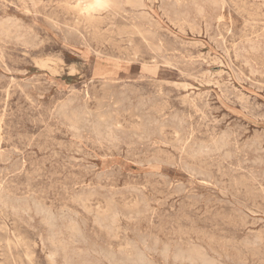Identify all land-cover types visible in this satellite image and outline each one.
Returning a JSON list of instances; mask_svg holds the SVG:
<instances>
[{"label":"rangeland","instance_id":"rangeland-1","mask_svg":"<svg viewBox=\"0 0 264 264\" xmlns=\"http://www.w3.org/2000/svg\"><path fill=\"white\" fill-rule=\"evenodd\" d=\"M109 1L110 2L108 4V6H106V8L104 7L105 10L103 8H101V9H96L93 11V9H90V8L86 9V7H89L91 0H81V2L79 0H74V1L73 0H61V1L60 0H40V1L39 0H32L34 5L32 4L31 0H29V4H28V0L27 1L26 0H0V20H1L0 22H2L4 20L3 22H5L7 25V26H5V23H3V22H2V24L0 23V29L3 28L1 31L4 30L3 32H0V33L2 34L5 32L4 33L5 35L4 34H2L3 36L0 35V54H1L0 55V88L3 89V90L0 89V139H1L0 140V163L2 164V165L0 164V191L3 189L2 193H4V194H2L0 192V194H2V197L0 195V200H1L0 201V207H2L4 205L2 208H0V218H1L0 221L2 222V223L0 222V224H1L0 225L1 226L0 227V232H1L0 233V236H1L0 237V247H2V249L0 250V254H1L0 255V257H1L0 258V264H9V263L10 264L11 263L12 264H35V262H37L36 264H46V263L49 264L48 262H52L53 264H54V262H55V264H59V263L60 264H82V262H83V264H85V263L87 264L88 263L87 261H90L91 264H99V263L100 264H108L109 261H110V264H116V263L117 264H122V263L123 264H131V261L133 264H142L144 262V260H146L145 261L146 263L144 262L145 264H155V263L156 264H166L165 262H167L168 260L169 261L167 262V264H179V263L191 264V262L193 264L196 259L197 260L195 261L194 264H196V263L203 264L205 262H206V264H212L214 262H215L214 264H224V263L225 264H231V262H232V264H264V260H263L264 259V256H263L264 255V246H263L264 245V239H263L264 238V211H263L264 210V196H263L264 195V178H263V176H264V152H263L264 151V139H263L264 138V77H263V75H264V66H263L264 65V57L263 56L264 55H262V54H264L263 53L264 52L263 51L264 50V48H263L264 38L262 39V37H264V19H263L264 18V8H263L264 4H262L263 6L260 4V3H264V0H261V1H258V0H255V1L254 0H214L213 1V0H211L212 3H210V0L209 1L205 0V2H204V0H201V1L195 0V2H194V0L193 1H190V0H180V1L179 0H156V1H154V0H152L153 2L151 0H142V1L141 0H138V1L137 0L136 1L135 0L134 1L133 0H117V1L116 0H109ZM149 1H151L152 3ZM185 1H187V2L185 3ZM216 1H217V3H216ZM44 2H46L47 4ZM135 2L138 5L140 4L139 6L141 9L138 6H136L137 4ZM110 3H112V5ZM113 3H115V4H113ZM205 3H206V5H205ZM214 3H215V6L217 7V9L215 8V6H212V5H214ZM49 4L52 6H50ZM122 4H123V6H122ZM134 4H136V5L134 6ZM183 4H185V5L183 6ZM188 4H192V5L197 4V7L199 6L198 9L200 12L198 11L196 5H193V6L191 5V7H190V5H188ZM244 4H246V5L244 6ZM65 5H67V6H65ZM125 5H127L128 7L127 6L124 7ZM141 5L143 8L141 7ZM252 5L255 8L250 10V8H253ZM45 6L47 7V10H46ZM70 6H72V7H70ZM73 6H75V8ZM84 6H85V8H84ZM132 6L136 7L137 9L136 8L133 9ZM130 7H132V8H130ZM182 7H184V8H182ZM212 7H214V8H212ZM259 7L261 10L259 9ZM30 8H32V9H30ZM108 8L109 9L111 8V10H109ZM144 8H145V10H144ZM201 8L203 10H201ZM78 9H80V10H78ZM89 9L92 11H89ZM106 9H107V11H106ZM113 9H116V10H113ZM125 9H126V11H125ZM159 9L162 11L166 10L167 15L164 14L165 11L162 13ZM211 9H213V10L211 11ZM241 9H242V11H241ZM101 10L103 13H101ZM117 10H119L121 12H119V11L117 12ZM194 10H196V11H194ZM243 10H245L246 12L248 10L249 13L247 12V14H246V12ZM258 10H259V12H258ZM96 11H98V13ZM139 11H140V14H138ZM180 11H182V13ZM215 11H217V12H215ZM239 11H241V12L239 13ZM260 11H262V12H260ZM50 12L53 14H51ZM61 12H62V14H60ZM92 12H93V14H92ZM127 12H128V14H127ZM175 12L177 13V15H176L177 17L175 16V14H176ZM47 13H48V15H46ZM66 13H68V14H66ZM76 13H77V16H80L79 18L76 16ZM105 13H110V14L114 13V15L111 14V16H109L110 14H105ZM135 13H137V14H135ZM141 13H143V16H141ZM173 13H174L173 16L176 17L175 21L171 20L174 18L172 16ZM180 13L182 14V16ZM195 13L196 14L199 13L200 15L199 14L196 15ZM251 13H252V15H251ZM69 14L72 15L73 19L71 18V16ZM95 14H97V15H95ZM132 14H134L135 16ZM168 14L171 15V17L168 16ZM201 14H202V17H201ZM208 14H209V16H208ZM241 14H242V16H241ZM82 15H84V16H82ZM103 15H104V17L106 16L108 18L107 19L105 17L107 19V21L105 18L103 19ZM116 15H117V17H116ZM136 15H137V17H136ZM65 16H67V17H65ZM96 16H97V18H96ZM128 16H130V17H128ZM166 16H168V17H166ZM178 16L180 19L178 18ZM186 16H188V17H186ZM197 16H200V19H198L199 17H197ZM246 16H247V18H246ZM7 17H8V19H7ZM133 17H136V18H133ZM141 17L142 18L144 17V19L143 20L141 19L142 21H139ZM185 17L187 18V20ZM211 17H212V19H210ZM75 18H76V20H75ZM111 18L114 20H112ZM149 18H151V19L148 20ZM188 18L190 19L189 21H191V22H188ZM201 18L203 19L202 21H201ZM249 18H251V19H249ZM257 18H259V19H257ZM5 19H7V21H5ZM61 19L65 23L67 22L66 23L67 25ZM84 19H86V20H84ZM145 19H147V20H145ZM194 19L199 20V21H195ZM209 19H210V21H209ZM8 20L10 23L8 22ZM74 20L75 21L78 20L77 21L78 23L75 22ZM247 20L251 21V22H248ZM68 21L71 25L68 23ZM131 21H133V22H131ZM143 21H145V22H143ZM150 21H152V22H150ZM176 21L179 23H177ZM12 22H15L16 24H18L17 27H14L15 23H12ZM48 22H49V25H52V26L47 25ZM173 22L176 23V25L173 24ZM180 22H182L183 24H181ZM192 22H194L196 24V26H197L196 28L191 26V25H190L191 27L188 26L189 23L192 24ZM79 23L82 24L83 27H82V25H80V26L77 25ZM152 23L154 24V28H153ZM260 23L263 25H261ZM11 24H13V25H11ZM16 24H15V26H16ZM25 24L27 25V28L30 30L29 32L32 34H30L28 32V29H26ZM60 24L61 25L65 24V25L61 26ZM75 24H76V26H75ZM85 24H87V25H85ZM139 24H140V26H139ZM195 24H194V26H195ZM248 24H249V26H248ZM23 25H24V29L21 28V27H23ZM127 25H128V27H130V29H128V27H126ZM155 25H156V27H155ZM204 25L207 28L206 31H205L206 28H204ZM18 26H20L19 27L20 29H17ZM48 26H49V28H48ZM67 26L72 28V29L68 28ZM86 26H88L89 29H88V27L86 28ZM109 26L112 29H110ZM114 26H115V28H114ZM131 26H132V28H131ZM157 26H158V28H157ZM198 26H200V27H198ZM219 26L221 29L219 28ZM256 26H258V27H256ZM61 27H62V29H60ZM137 27H140L139 28V30L141 29L140 32L144 31V29H145L144 32L146 34L140 36V34H139L140 32L138 31ZM148 27H149V29H148ZM254 27H256L258 29L254 28ZM5 28L7 30H5ZM12 28H13V30H12ZM76 28L78 29V33H77ZM126 28L128 30L132 29L133 32L128 31ZM181 28H182V30H181ZM52 29L55 32H53ZM66 29L68 32L66 31ZM115 29L117 30V32ZM188 29L192 32H190ZM227 29H230V30H227ZM17 30H18V32H17ZM118 30H119V32H118ZM120 30H123L124 32L123 31L121 32ZM125 30L128 33H126ZM147 30H149V31H147ZM199 30H201L200 31L201 33L199 32ZM211 30H212V32H210ZM214 30L216 32H214ZM224 30H225V32H224ZM15 31H16L17 35H16ZM35 31L37 33H35ZM56 31H57V33H56ZM58 31L60 32V34ZM91 31L93 32V34ZM106 31H107V33H104ZM134 31L137 33L138 37H135L137 35ZM242 31L244 32V34ZM257 31H258V33H256ZM75 32L80 36L76 35ZM144 32L141 34H144ZM196 32H198V33H196ZM227 32H230V33H227ZM6 33L7 34L10 33L8 35H11V34L14 35V37H13V35L9 36V38L10 37L11 38L7 42H6V40L9 38L6 39V36H8V35H6ZM25 33H27V34H25ZM64 33L66 36L64 35ZM71 33L73 35H71ZM115 33H118V34L120 33L122 35H120V34L117 35ZM133 33H135V35ZM154 33H156V34H154ZM129 34H131V36ZM214 34H217V35H214ZM246 34H248V35H246ZM18 35H20V36H18ZM25 35H27L26 37L30 42L32 41L31 43L35 42L34 45H32L24 37ZM29 35H30V38H29ZM86 35H89L90 37L86 36ZM133 35H134V37H132ZM147 35H148V37H147ZM150 35L152 37V40H151V37L149 38ZM152 35H154V36H152ZM155 35H157V36H155ZM169 35H170V37H169ZM235 35H237V36H235ZM242 35H243V37H242ZM142 36L146 37L147 39L143 38ZM159 36H161L162 39L164 38L166 41L164 39L162 41V39H160ZM216 36L219 40L216 38ZM1 37H2V40L5 38L4 39L5 41L4 40L2 41ZM22 37L25 38V39L23 38V41H22ZM92 37L95 38V40H92L93 39ZM154 37H157V38L155 39ZM219 37L221 38V40ZM248 37H249V39H248ZM20 38H21V40H20ZM34 38L37 40L33 41ZM128 38H130L131 40H129ZM214 38H216V40ZM242 38H243V41H241ZM75 39H77V41L79 40V42L74 41ZM119 39H121V43H120ZM11 40H14V42L19 41V43L25 42L26 44L24 43L25 44L24 46L26 48L22 46L23 43H21V45H19L16 42L15 43L12 42ZM38 40H41V41H38ZM113 40H114V43H111V42H113ZM155 40L159 43H156ZM36 41H38V42H36ZM145 41H148V42L151 41V42L148 43ZM227 41H229V42H227ZM9 42H11V43H9ZM95 42H96V45H94ZM117 42H119V43H117ZM153 42H155V43H153ZM168 42H169L170 46L167 44ZM260 42H261V44H259ZM27 43L30 45V46L28 45L29 48L27 47ZM80 43H82V44H80ZM90 43H92V44H90ZM122 43H123V45H122ZM150 43H151V45H148ZM164 43H165V45H164ZM241 43H242V45H241ZM14 44H15V46H18V47H15ZM41 44H43V45H41ZM222 44H223V46H222ZM227 44H229V45H227ZM248 44L251 47H249ZM258 44L261 45V47H259ZM76 45H77V47H76ZM89 45H90L91 49H90ZM101 45L104 46V48ZM134 45H136V46H134ZM219 45H220V47H219ZM233 45H235V46H233ZM155 46H157V48ZM158 46H159V48H161V50L158 49ZM173 46H175V47H173ZM252 46H253V48H252ZM95 47H96V49H95ZM255 47L257 50L255 49ZM121 48H122V50H121ZM127 48H130V49H127ZM131 48H134V49H132V51H131ZM251 48H252V50H251ZM25 49H27V50H25ZM28 49L29 50L32 49V50L29 51ZM92 49L94 51L96 50L95 52L98 54H96ZM116 49L117 50L119 49L118 52ZM154 49H156L155 50L156 52L154 51ZM157 49L159 51H157ZM253 49L256 50L255 53H254ZM115 51H116V53H115ZM122 51H124V52H122ZM161 51H164V53ZM168 51H172V52H168ZM93 52L95 53V55ZM101 52H102V54L104 52H107V53H105L101 56ZM130 52H132V53H130ZM139 52H141V53H139ZM235 52L238 53L239 55L236 54ZM248 52H249V54H248ZM146 53H147V55H146ZM149 53H151V54H149ZM227 53H229V54H227ZM122 54H123V56H122ZM124 54H126V55L124 56ZM127 54L130 55L129 58H127L128 57ZM140 54L143 56H141ZM241 55L243 56L244 59L242 58ZM99 56H100V58H99ZM103 56H105V57H103ZM229 57H230V59H229ZM154 58L156 60H154ZM131 59L134 61H132ZM234 59H236V60H234ZM36 60H37V62H36ZM124 60L126 62H124ZM129 60H130V62H128ZM140 60L143 63H145V65L142 64V62ZM12 61L14 63H12ZM33 61H35V62H33ZM152 61L154 62V65H153ZM245 61H248V63ZM44 62H46L48 64H45ZM49 62H51V63H49ZM39 63H40L41 67L39 66ZM43 64H44V66H43ZM249 64L251 67L249 66ZM261 64H263V65H261ZM246 65H247V67H245ZM248 66H249V68H248ZM43 68L44 69L46 68V69L44 70ZM47 68L48 69L50 68V69L48 70ZM53 69H54V71H52ZM250 69H251V71H250ZM259 71H260V73H259ZM249 72H250V75H249ZM222 73H223V75H222ZM3 78H4V80H2ZM31 80H33V82ZM38 81H39V83H42V84L44 82V84H43L44 86L42 84L38 85L37 84ZM87 81H88V84H87ZM97 81H99L100 84ZM34 82H35V84H34ZM45 82H46V84H45ZM102 82H104V83L102 84ZM91 83H92V85H90ZM31 84H33V85H31ZM16 85H18V86H16ZM24 85H25V90L23 89ZM26 85H28V86H26ZM101 85H102V87H101ZM21 86H22V88H21ZM29 86H31V88ZM34 86L37 89L33 88ZM48 86H49V88H48ZM27 87H29L30 90ZM90 87H92L93 91ZM100 87L101 88L105 87V88H103L104 91L102 89L99 90ZM108 87H110V88H108ZM114 87L116 90H118L117 93H116V90L114 89ZM124 87H125V89L130 87L129 89H127L130 91V93H129V91L125 90ZM39 88H40V90H39ZM155 88H158V89L155 90ZM161 88H163V89H161ZM176 88H178V89H176ZM184 88H186V89H184ZM10 89H12V90H10ZM119 89L120 90L122 89V90L119 91ZM131 90L134 91L135 93L132 92ZM168 90H169V92H168ZM32 91L34 93H32ZM36 91H37V94H39L38 96H36ZM39 91H41V92H39ZM102 91H103V93H102ZM141 91L144 92L145 95ZM165 91L168 92V93L166 92L168 94L167 97H166L167 94L165 93ZM93 92H94V94H93ZM131 92L134 94H131ZM41 93L43 95H41ZM136 93H138L137 94L138 96L136 95ZM18 94H20L21 97ZM95 94L98 95L97 96L98 99L96 98ZM102 94H105V95H102ZM107 94H109L110 97ZM130 94H131V96H130ZM151 94H153V95H151ZM147 95L149 96V98H150V95H151V97L154 96L156 98V100L154 97L149 99ZM27 96H28V98H25ZM39 96L44 97V98L42 99ZM80 96H82V97H80ZM143 96L144 97L146 96V97L144 98ZM157 96H159V97H157ZM29 97L31 100H28ZM35 97L39 98V100L38 99H37L38 101L35 100L36 99ZM93 97L96 99H93ZM161 97H163V98H161ZM206 97H208V99ZM22 98H24V99H22ZM100 98L101 99L103 98L102 101H100L101 100ZM153 98H154V101H153ZM183 98H185V99H183ZM18 99H19V101H18ZM68 99H70V100H68ZM159 99L160 100L162 99L161 100L162 103H159V102H161ZM173 99H176V100H173ZM33 100H35V101H33ZM106 100L110 103L106 102ZM111 100H113V101H111ZM135 100H136V102H134ZM65 101H69V102L66 103ZM70 101H72V102H70ZM117 101H118V103H117ZM163 101L166 104L165 106L163 104ZM182 101L184 102V104L183 103L181 104ZM100 102L102 103V105ZM31 103L33 104V106ZM36 103H38V104H36ZM88 103H89V105H88ZM119 103H121V104H119ZM61 104H62V106H64V108L61 107ZM57 105L59 108L58 110L56 109ZM103 105L105 107H103ZM107 105H109V106H107ZM133 105H134V107H133ZM46 106H48V107H46ZM85 106H86V109H85ZM98 106H99V108H98ZM120 106H121V108H120ZM159 106L160 107L162 106L164 109L162 107H161L162 108L161 109ZM67 107L69 109H67ZM96 107H97V109H95ZM151 107H152V109H151ZM158 107H159V109H158ZM46 108H48V109H46ZM82 108H83L84 112L81 111ZM63 109L64 110L66 109L65 111L68 112L67 113L68 117L70 116V114H73L75 112L73 114L74 116L71 115V117L68 120V117H66L67 116L66 112L63 111ZM87 109L92 110V111H89V110L87 111ZM160 109L166 113L161 112ZM53 110L54 111L57 110V111L54 112ZM117 110H119L120 112L116 113ZM143 110H145V111H143ZM166 110H168L169 112ZM100 111L103 113V115H102V113H100ZM114 111H116V112H114ZM133 111L135 114L133 113ZM175 111H176V113H175ZM181 111L182 112L185 111V112L182 113ZM51 112L52 113L54 112L55 114L58 112L59 114L54 115V114H51ZM76 112L78 115L76 114ZM90 112H92V113H90ZM20 113H21V115H20ZM89 113L92 116H90ZM157 113H158V115H156ZM172 113H174V114L172 115ZM63 114L66 116H64ZM119 114H121V117ZM130 114L132 117L130 116ZM159 114H161V115H159ZM165 114H167L166 115L167 117L165 116ZM75 115H77V116H75ZM86 115H87V117H86ZM101 115L104 117H102ZM162 115H164L165 117ZM174 115H176V116H174ZM146 116H148V118ZM64 117H65V119L67 118L66 121H65ZM95 117H96V119L94 120ZM177 117H179V118H177ZM188 117H190V118L188 119ZM43 118H45V119H43ZM53 118L55 120H53ZM60 118H61V120H60ZM76 118L78 119V121ZM98 118L100 119V121H98ZM101 118H103V119H101ZM164 118H165V120H164ZM166 118H168V119L166 120ZM88 119H90V121H91V119H92V121L93 120L94 121L90 122ZM138 119L140 121H138ZM178 119H180V120H178ZM70 120L72 121V122H70L71 124H69ZM175 120H178V121H175ZM182 120L185 122H181ZM101 121H102V123H101ZM103 121L106 122L107 124L104 123ZM124 121H125V123H124ZM55 122L57 123L58 126H56ZM86 122L89 123L90 126ZM173 122H176L177 124H175ZM219 122H220V124H219ZM221 122H222V124H221ZM118 123H119V126H118ZM120 123H122V124H120ZM129 123H130V125H129ZM183 123L185 126L183 125ZM187 123H189V124H187ZM63 125H64V127H63ZM81 125H83L84 127L83 126L81 127ZM125 125H128V127ZM154 125L155 126L157 125V126L155 127ZM175 125L176 126L178 125L179 127L177 126L178 127L177 128V127H175ZM67 126H68V128H67ZM107 126H109V128H107ZM61 127H63V128H61ZM65 127H66L67 131L65 130ZM153 127L157 128L159 131L157 129H154ZM162 127H164V128H162ZM144 128L146 130H144ZM126 129H128V130H126ZM167 129H172V130L167 131ZM178 129H179V131H178ZM185 129H186V131H185ZM229 129H231L232 131ZM110 132H112V133H110ZM115 132H117V133H115ZM184 132H186V133H184ZM233 132L235 134L231 135V134H233ZM121 133H122V135H121ZM129 133L130 134L134 133V136L130 135V136H132L133 140L131 137H129ZM227 133H230V134H227ZM100 134H102V135H100ZM110 134H113V135H110ZM117 134L118 135L120 134L121 136L119 135L120 137L118 136L117 139H115L116 138L115 136H117ZM164 134H165V136H164ZM80 135H81V137H79ZM82 135H83V138H82ZM109 135H110V137H109ZM146 135H147L148 141H146V139H147L145 137ZM151 135H153V136H151ZM167 135H169V136L167 137ZM229 135H230L229 140L230 139L231 140L226 141L227 137H229ZM71 136H72V138H70ZM85 136H87V137H85ZM100 137L102 139H100ZM107 137H109L108 140H106ZM113 137L115 140H113ZM139 137L140 138L142 137L145 140H142V138L139 139ZM149 137H152L153 139L152 138L150 139ZM210 137H211V139H210ZM73 138H75V139H73ZM89 138H91V139H89ZM92 138H94L95 140L94 139L92 140ZM119 138H121V139H119ZM187 138H188V140H187ZM81 139H82V141H81ZM83 139L85 141L87 139V142H84ZM104 139H105V141H104ZM137 139L139 141H137ZM156 139H158V140H156ZM161 139H163V141ZM179 139L183 143H181V141ZM61 140H62V143H61ZM88 140H89V142H88ZM90 140L92 141L93 145H91ZM98 140L102 141V142H100L102 144H100ZM123 140H125V141H123ZM127 140H128V142H127ZM134 140H136V142ZM167 140H168V142H167ZM217 140H218V142H217ZM257 140H259V142ZM63 141H64V143H63ZM112 141L114 142L113 144H112ZM115 141H117V142H115ZM121 141H123V142H121ZM155 141H156V143H155ZM164 141L166 142V145H165ZM232 141H233V143H231ZM69 142H70V145H68ZM106 142L109 143V146L111 149L108 147V144ZM118 142H120L121 144L120 143L118 144ZM146 142H148V143H146ZM161 142H163L164 144ZM197 142H201V143L198 144ZM225 142L229 143V144H226ZM122 143H123V145H122ZM124 143H126L128 145L127 146L128 150L126 148V145L124 146ZM185 143H187V144H185ZM209 143H211V144L209 145ZM13 144L14 145L16 144V146H14ZM18 144L21 146L19 147ZM95 144H96V147L94 146ZM117 144L119 145V147ZM131 144H132V146H131ZM136 144H137V146H136ZM148 144H149V146H148ZM157 144H159V145H157ZM160 144L163 146H161ZM178 144H179V146H178ZM180 144H181V146H180ZM203 144H206L208 148H205L206 145L202 146ZM261 144H262V146H261ZM30 145H33L32 149H30L31 148ZM55 145H57V147ZM113 145H115V147H113ZM175 146L176 147L178 146V147L176 148ZM192 146L194 148H192ZM209 146H212L213 148L212 147L210 148ZM252 146H255V147H252ZM257 146H258V148H257ZM259 146H261L262 148ZM22 147L25 149H23ZM136 147H138V148L136 149ZM146 147H147V149H145ZM203 147L205 148L206 151L203 149ZM95 148L97 151L94 150ZM100 148H102L103 150L101 151ZM107 148L109 149L110 152H107L108 151V150H106ZM115 148L117 150H119V149L120 150L122 149V150L121 151L119 150L120 151L119 152V151L115 150ZM154 148H155V150H154ZM189 148H191V149H189ZM200 148L203 150H200ZM16 149H18V150H16ZM65 149H67V150H65ZM74 149L75 150L78 149V152L81 154H79ZM179 149L181 151L183 150V152L181 153V151ZM226 149L229 151H227ZM256 149H258V151ZM13 150H14V152H13ZM162 150H163V153H161ZM214 150H215V154L213 152ZM51 151H52V154L55 151L54 154H56V155L58 154L57 155L58 158H56L57 157L56 155H55L56 157H54V154L52 155L50 153ZM125 151H126V153H124ZM145 151H146V153H145ZM187 151H189V152H187ZM201 151H203L205 154L203 155V152H201ZM259 151H260V153H259ZM70 152L73 154H71ZM154 152H156V153H154ZM191 152L194 155L193 158H191L192 154H189ZM68 153H70V154H68ZM150 153H152V154H150ZM199 153H201V154L199 155ZM211 153H212V155H210ZM126 154H128V155H126ZM153 154L154 155L158 154V155L157 156L155 155L156 157H154ZM162 154H165V155L167 154L166 155L167 157L165 155H162ZM222 154H224V156ZM3 155H4V157H3ZM10 155H11V157H10ZM159 155H161V157H159ZM179 155H181V156L179 157ZM231 155L233 156V159H232ZM14 156L16 157V159ZM24 156H26V157H24ZM134 156H135V158H134ZM146 156H147V158H146ZM6 157L11 158V159H9L10 161ZM48 157H50V158L48 159ZM138 157H140V158H138ZM141 157H142V159H141ZM17 158H19V159L17 160ZM28 158H29V160H28ZM159 158H161V159H159ZM164 158H165V161H164ZM169 158L170 159L172 158V159L167 160ZM202 158H204L205 160L204 159L202 160ZM206 158H207V160H206ZM229 158H231V159H229ZM244 158H246V159H244ZM1 159H2V161H1ZM25 159L30 161V162L24 161ZM40 159H42V160L40 161ZM69 159H70V163H68ZM143 159H145V160H143ZM197 159H198V161H197ZM37 160H38V162H37ZM45 160H46V163H45ZM47 160H48V162H47ZM138 160H139V164L141 163L140 165L137 164ZM140 160H141V162H140ZM149 160H151V161H149ZM178 160H180V162ZM145 161H146V163H145ZM156 161L159 164H157ZM192 161H194L195 163ZM251 161H252V163H250ZM6 162L8 164H6ZM59 162H61V164ZM245 162H248V163H245ZM18 163H20V165ZM22 163H23V165H22ZM204 163H206V164H204ZM49 164H52V165L49 166ZM83 164L85 166H83ZM201 164L203 165V167ZM12 165H14V166H12ZM15 165L18 166L19 168L16 167ZM61 165H63V167ZM65 165H66V167H65ZM67 165L71 166V169ZM256 165H258V166H256ZM91 166H92V168H91ZM175 166H177V167H175ZM186 166L188 167V169L186 168ZM250 166L252 167V169ZM9 167H11V168H9ZM38 167H40V168H38ZM57 167H58V169H56ZM84 167H86L87 170L88 169L89 170L87 171L86 169H84ZM183 167L185 168V170H187L189 172L185 171L183 169ZM191 167H192V169L193 168L194 169L193 170L190 169ZM3 168H5L4 169L5 171L6 170L7 171L4 172V170H2ZM20 168H21V170H20ZM42 168H46V169H42ZM72 168H74V169L72 170ZM16 169H18V171ZM25 169H27V171H25ZM84 170H86V171H84ZM116 170H118V171L120 170V171L117 172ZM217 170H219V171L217 172ZM1 171H3V172H1ZM8 171H10V172H8ZM13 171H15V172H13ZM32 171H34V172L36 171V172L34 173ZM52 171H55V172H52ZM79 171H81V172L79 173ZM197 171L199 172V174ZM24 172H26L27 174ZM47 173L48 174L52 173L54 175L51 174L50 176H47ZM75 173L77 176L75 175ZM77 173H79V174H77ZM105 173H107V174H105ZM118 173H119V176H118ZM186 173H188V174H186ZM190 173H191V175H190ZM24 174H25V176L26 175L27 176L25 177ZM55 174L56 175L59 174L58 177ZM60 174H61V176H60ZM67 174H69V175H67ZM73 174H74V176H73ZM116 174H117V176H116ZM151 174H153L154 176L157 175L156 178L153 177V175H151ZM206 174L209 177H207ZM9 175H11V176H9ZM70 175H71V177H70ZM114 175H115V177H114ZM201 175H203V176H201ZM51 176H54V177H51ZM65 176H66V178H65ZM151 176L153 177V180H152ZM159 176L165 177V178L161 179V177H159ZM196 176H198V177L196 178ZM104 177H106V178H104ZM107 177H110V178H107ZM148 177H149V179H147ZM190 177H192V179ZM199 177H201V178H199ZM39 178H40V180H39ZM101 178H104V179H101ZM166 178L169 179L168 182L171 185H169ZM67 179H69V180H67ZM90 179H91V181H90ZM220 179H222V180H220ZM252 179H254V180H252ZM256 179H258V180L260 179V180L258 181ZM97 180H98V182H97ZM106 180H107V182H106ZM208 180H210V181H208ZM111 181L112 182L117 181V182L112 183ZM155 181H157V182H155ZM202 181H203V183H202ZM260 181H262V182H260ZM50 182H51V184H50ZM55 183H56V185H55ZM97 183H99V184L97 185ZM109 183L111 185L110 187L108 185H106ZM153 183H155V185L157 184V187ZM216 183H217V185L218 184L219 185L217 186ZM159 184L161 186H159ZM166 184H168V186H166ZM234 184H236V186ZM241 184H242V186H241ZM24 185H26V186H24ZM54 185L56 187H54ZM86 185H88V186L86 187ZM153 185L155 187H153ZM162 185L164 186V188ZM182 185L184 186V188ZM100 186L102 187V189H100ZM175 186L179 189L178 194L176 191L177 188ZM25 187H26V189H25ZM122 187H124V188L122 189ZM128 187H130V189ZM131 187H132V190H131ZM169 187H170V189H168ZM187 187L190 189H188ZM88 188H89V190H88ZM94 188H95V190H94ZM125 188H128V189H125ZM174 188L176 190H173ZM110 189H112V190L114 189L115 192L111 191ZM249 189H251V191ZM77 190H78V192H77ZM86 190H88V191H86ZM101 190H102V192H101ZM107 190L111 191L112 193L110 192V194H109V192ZM118 190H120V191H118ZM123 190H126V191L123 192ZM130 190L133 191V193H131ZM184 190H186V191H184ZM32 191H33V193L31 194ZM129 191H130V193H129ZM234 191H236V192L234 193ZM39 192H40V194H39ZM80 192H81V194H80ZM82 192L85 194H82ZM96 192H97V194H96ZM135 192H137L138 196L135 194ZM160 192L163 195H160ZM102 193H103V195H102ZM116 193H119V194H117V197H116ZM125 194H127V195H125ZM143 194H145V195L142 196ZM147 194H148V196H147ZM7 195H8V197H7ZM21 195H22V197H21ZM33 195L36 197L32 198L33 199L32 200L31 196L34 197ZM54 195H55V197H54ZM73 195H77V198H79V197L81 198L82 196H84V197H82L83 199L82 200L80 199V202H79V201H77L79 199L74 201L73 197H76V196H73ZM78 195H80V196H78ZM85 195H86V198H85ZM97 195H99V196H97ZM119 195L120 196L122 195L123 199H121L122 196L120 197ZM156 195H158V196H156ZM170 195H172V197H170ZM10 196H12V197H10ZM90 196L91 197L93 196V197L91 198ZM95 196H97V198ZM190 196H192L193 198L191 197L192 199H190ZM202 196L204 199L202 198ZM53 197H54V200H53ZM70 197H71V199L73 198L72 199L73 201L70 199ZM102 197L105 199L107 197V199L108 198L109 199L108 200L104 199V201H103ZM129 197H131L132 199ZM142 197H145V198H143V199H145L144 201L142 199H139ZM146 197H148V198H146ZM186 198H188V200ZM7 199H8V201H7ZM22 199H24V200H22ZM41 199H43L44 201ZM95 199H97L98 201ZM100 199L102 200L101 206H100V202H101ZM118 199H119V202L121 201L120 203L118 202ZM127 199H128V201H123V200H127ZM194 199H198V200H194ZM200 199H202V202ZM35 200H36V203H35ZM110 200L112 202H109ZM162 200H163V202L161 203ZM3 201H4V203H1ZM140 201H141V203H140ZM5 202H7L8 204ZM27 202H29V203H27ZM37 202L39 204L40 203L41 204L38 205ZM97 202L99 205L97 204ZM122 202H123V204H122ZM124 202H126L128 205ZM156 202H158V203H156ZM205 202H208V203H205ZM222 202H223V204L225 203V205H223ZM227 202H229V203H227ZM81 203L83 205H81ZM129 203H130V205H129ZM143 203L146 204L147 207L149 205L151 207L149 206L147 208L146 205L145 206L143 205ZM160 203H161V205H160ZM25 204L27 207H25ZM28 204L29 205L31 204V206H29ZM84 204H86V205H84ZM230 204H231V206H230ZM14 205H15V208H14ZM42 205H43V207H41ZM184 205H185V207H184ZM206 205H208V206L206 207ZM16 206H18V207H16ZM22 206H24V207H22ZM36 206H37V208H36ZM48 206H50V207H48ZM62 206H64V207L62 208ZM89 206H91V208H89ZM95 206H96V209L93 208ZM20 207H21V210H18ZM29 207H31V208H29ZM81 207L83 208L82 210H81ZM33 208H34V211L32 210ZM41 208L43 209V211H41L42 210ZM101 208L103 210H101ZM104 208H105V210H104ZM146 208H147V210H146ZM38 209H40V210H38ZM50 209H51V211H50ZM54 209H55V211H54ZM66 209H67V211H64ZM84 209L87 211H84ZM151 209H153V210H151ZM116 210H119V212L118 211L116 212ZM204 210H205V213H204ZM11 211L12 212L15 211L14 214ZM22 211H23V213H22ZM26 211H27V213L25 214ZM28 211L31 213H29ZM83 211L84 212L90 211L89 213L91 215L88 213L83 214L84 213ZM94 211H97V212L94 214ZM36 212L38 214L35 215ZM121 212H122V215L124 214L123 217L121 214H119ZM15 213H17L18 215H16ZM60 213H62L64 216L61 215ZM145 213H147V214L145 215ZM20 214L23 216H20ZM30 214L33 216H31ZM75 214L78 216H76ZM113 214H115V215H113ZM136 214L139 215L137 218L135 217V216H137ZM141 214H142V216H141ZM37 215L38 216L40 215V216L37 217ZM41 215H42V217H41ZM111 215H112V217H111ZM16 216L19 218H16ZM35 216L37 218H35ZM57 216H58V218H57ZM60 216H62V217H60ZM96 216H98L101 219H99ZM116 216H118V217H116ZM229 216H230V218H229ZM67 217H69V218H67ZM104 217H107L109 219H107V218L104 219ZM115 217L117 219H119V220L116 219V221L118 222L117 224L115 221ZM20 218H22V220ZM48 218H49V220H48ZM63 218H64V222H66V223L63 222V220H62ZM66 218H67V220H66ZM82 218L83 219L85 218L84 221H86V222H84ZM96 218H98V219H96ZM227 218H229V219H227ZM86 219H88V220H86ZM106 219H107V221H106ZM141 219H142V221H141ZM261 219H262V221H261ZM37 220L39 221V223H37L38 222ZM46 220H47V223H45ZM75 220H77L76 224L73 223V222H75ZM80 220L82 222H80ZM96 220H98V221H96ZM100 220H101V223H99ZM102 220H103V222H102ZM110 220H111V223L114 221L112 223L114 226L111 225ZM155 220H157V221H155ZM20 221H21V224L19 223ZM94 221H96V223H93ZM23 223L25 225L29 223V225L26 226L27 228L25 227V225ZM69 223L71 225L72 231H70L71 230L70 225L68 226ZM91 223H92V225H91ZM102 223H103V225H107V227L105 226L103 228ZM109 223H110V225H109ZM72 224H75V225L72 226ZM136 224H139V225H136ZM46 225H48L50 228L47 227ZM76 225H77L78 229H76V227H74ZM100 225H102V226H100ZM36 226L37 227L39 226L38 229ZM40 226H41V228H40ZM6 227H7V229H6ZM9 227H11V228H9ZM28 227H32V228L29 229ZM42 227H43V229H42ZM66 227H68L67 228L68 230L65 229ZM90 227H92L91 231L89 229ZM96 227H99V228H96ZM115 227H117V228H115ZM253 227H255V228H253ZM12 228L14 230L15 229L16 230L14 231ZM74 228L77 231L73 230ZM109 228L112 230H110ZM58 229L60 230L61 233L58 231ZM100 229H102V230H100ZM22 230H24V231H22ZM34 230H35V232H34ZM52 230H55V231H52ZM124 230L127 232H125ZM73 231H76V232H73ZM111 231H112V234H109V232L111 233ZM123 231L125 233H123ZM77 232H79V234ZM89 232H91V233H89ZM98 232H99V234H98ZM181 232H183V233L181 234ZM251 232H254V233L252 234ZM257 232H258V234H257ZM12 233H13V236H12ZM53 233H56V234L60 233V234L56 235ZM74 233H77V234L74 235ZM130 233H133L134 235H132ZM137 233L139 234V237H137L135 235ZM148 233H149V235H148ZM247 233H248V235H246ZM37 234H38L37 237L39 239L36 237ZM40 234L42 235V238H40L41 237ZM71 234L74 236H72ZM249 234L251 235V237H249L250 236ZM260 234H261V236H260ZM48 235H49V238L47 237ZM79 235H81V236H79ZM93 235H95V236H93ZM173 235H174V237H172ZM255 235H256V237L260 236L259 238H261V239H259L258 237H257L258 239L255 238ZM91 236L94 238H92ZM101 236L103 237V241H102V239L100 240ZM113 236L114 237L116 236L115 239H113ZM133 236L134 237L136 236V238H133ZM142 236H146L148 238H146V237L143 238ZM167 236H168V238H167ZM183 236H184V238H183ZM187 236H188V239H187ZM50 237H51V239H53V242H55L57 240L59 242L57 241L54 244L53 243L51 244ZM66 237L68 239L69 238L70 239L68 240ZM97 237H99V238H97ZM122 237H124V239L126 238L125 242L122 240L123 239ZM25 238H27V239H25ZM78 238H79V240H78ZM104 238H106V239H104ZM107 238H109V239L107 240ZM152 238H154L155 242H154V240H152ZM18 239H20L21 241ZM41 239H43V240H41ZM44 239H45V242L48 244H46L44 242ZM133 239H134V241H133ZM150 239L153 241L154 244L156 243L155 244L156 246L155 245L153 246V243L151 242ZM206 239L208 240V242L205 241ZM241 239H243V240H241ZM27 240H28V242H27ZM75 240H76V242H75ZM112 240H115V242ZM142 240H143V242H142ZM209 240H210V242H209ZM245 240L246 241L248 240V242H247L248 245H247ZM258 240H260V241H258ZM261 240L263 243L261 242ZM49 241H50V243H49ZM5 242H6V244L4 246L3 244ZM19 242H20V244H19ZM42 242H43V244H42ZM63 242H65V243H63ZM86 242L91 244V245H94L96 247L94 248V246H91L89 244H85ZM104 242H105V244H104ZM127 242H130V243H127ZM56 243H59V244H56ZM115 243L118 245H116ZM122 243H125V244H122ZM244 243H245V245H244ZM55 244L58 246H56ZM130 244H132V246H130ZM146 244H147V246H146ZM255 244L257 246H255ZM24 245H27V246H24ZM28 245H30L31 248ZM44 245H46V246H44ZM142 245H143V247H142ZM250 245H252L253 248ZM99 246H101L100 248H102V249L104 248L105 250L98 248ZM127 246L130 248L128 249ZM139 246H140V248H139ZM162 246L164 248L167 246L166 248H170V249H166V248H165L166 250L161 249ZM260 246L261 247L263 246V247L261 248ZM33 247L36 249H33ZM41 247H44V248H41ZM62 247H64L65 249H63ZM124 247H126V248H124ZM132 247L134 248L133 250H135L136 252H134L132 250ZM141 247H142V249H141ZM145 247H149L146 249L149 250L150 252L147 251L145 249ZM150 247H151V249H150ZM153 247H155L154 250L152 249ZM51 248L54 251H52ZM92 248H94V249H92ZM114 248H116V250ZM202 248H204V249H202ZM259 248H261L263 251ZM87 249L89 251L91 249V252L90 253L88 252L89 253L88 255L86 252ZM140 249L143 252L146 251L145 254L141 253ZM176 249H178V250H176ZM27 250H29V251L27 252ZM58 250H59V252H58ZM108 250L110 252H107ZM119 250H121V251L123 250V251L121 252ZM161 250H162V252H161ZM175 250L178 251V253L180 251V253H179L180 258H179L178 254L174 253V252H176ZM202 250H204V251L202 252ZM30 251H32L33 253ZM55 251H56V253H55ZM166 251H168V252H166ZM192 251L193 252L195 251L194 252L195 254H196V252H198L196 254L197 257L193 253H192V257L189 256V255H191ZM237 251H239V252L236 253ZM26 252H27V254H29L28 256H26L27 255ZM45 252H46V256H45ZM57 252H58V257L56 256ZM60 252H61V254H60ZM155 252H156V254H155ZM262 252H263V254H262ZM50 253H52V254H50ZM68 253H70V254H68ZM82 253H84V256L82 255ZM109 253H111L112 255H109ZM150 253H152V254H150ZM163 253H165V254L163 255ZM203 253H204V255H203L204 257L202 256ZM33 254H34V256H33ZM48 254L53 255L54 258H53V256H50V255L47 256ZM94 254H97V255L101 254V256L99 255L96 257V255H94ZM120 254H121V256H118ZM153 254L155 256H153ZM67 255H68V257L71 256V258H68ZM74 255H76V256H74ZM113 255H114V257H113ZM159 255L160 256L163 255V256L160 257ZM176 255L178 257H176ZM198 255H199V257H198ZM103 256L105 257V259H103L104 258ZM165 256L167 257V259H165ZM205 256H207L209 260ZM218 256L220 257V259H218ZM98 257H100V258H98ZM108 257H111V260ZM139 257H141V258L139 259ZM171 257H172V259H171ZM185 257H187V259ZM188 257H189V259H188ZM200 257L203 259H201ZM243 257H245V258H243ZM46 258L47 259L51 258V260H53V261H54V259L55 260L57 259V260L53 262L50 259H49L50 261L47 260ZM93 258H94V260H93ZM113 258L115 260H113ZM125 258H126V260H124ZM132 258H134L135 261H134V259L132 260ZM163 258H164L165 262L162 261ZM68 259H69V261L67 262ZM78 259L80 261H78ZM128 259H130L131 261L130 260H129L130 262L127 261ZM142 259H144V260H142ZM179 259H181V260H179ZM184 259H185V261H184ZM5 260H6V262H4ZM95 260H96V262H95ZM118 260H119V262H118ZM171 260L174 262H172ZM186 260H189V261H186ZM27 261H29V262H27ZM141 261H142V263H141ZM201 261L203 263H201ZM208 262H210V263H208ZM52 263H50V264H52Z\"/></svg>","mask_w":264,"mask_h":264},{"label":"bare ground","instance_id":"bare-ground-1","mask_svg":"<svg viewBox=\"0 0 264 264\" xmlns=\"http://www.w3.org/2000/svg\"><path fill=\"white\" fill-rule=\"evenodd\" d=\"M26 1H27V0H26ZM39 1H40V0H39ZM60 1H61V0H60ZM73 1H74V0H73ZM79 1L81 2V0H79ZM116 1H117V0H116ZM133 1H134V0H133ZM135 1H136V0H135ZM137 1H138V0H137ZM141 1H142V0H141ZM151 1H152V0H151ZM151 1H149V2H151ZM154 1H156V0H154ZM179 1H180V0H179ZM190 1H193V0H190ZM200 1H201V0H200ZM207 1H209V0H207ZM213 1H214V0H213ZM254 1H255V0H254ZM258 1H261V0H258ZM31 2H32V0H31ZM49 2H50V1H49ZM67 2H68V1H67ZM69 2H70V1H69ZM71 2H72V1H71ZM109 2H110L109 0H91L90 5L88 4L89 7H86V9H87V8H90V9H93V11H94V10H96V9H101V8H103V9L105 10V8H106V6H108ZM125 2H126V1H125ZM139 2H140V1H139ZM152 2H153V1H152ZM152 2H151V3H152ZM168 2H169V1H168ZM186 2H187V1H185V3H186ZM188 2H189V1H188ZM194 2H195V0H194ZM197 2H198V1H197ZM204 2H205V0H204ZM245 2H246V1H245ZM44 3H46V2H44ZM55 3H56V2H55ZM65 3H66V2H65ZM77 3H78V2H77ZM135 3H136V2H135ZM180 3H181V2H180ZM210 3H212L211 0H210ZM216 3H217V1H216ZM28 4H29V0H28ZM32 4H33V2H32ZM46 4H47V3H46ZM46 4H45V5H46ZM50 4H51V3H50ZM50 4H49V5H50ZM52 4H53V3H52ZM82 4H83V3H82ZM84 4H85V3H84ZM110 4L112 5V3H110ZM113 4H115V3H113ZM125 4H126V3H125ZM132 4H133V3H132ZM136 4H137V3H136ZM136 4H134V6H135ZM235 4H236V3H235ZM260 4L262 5V4H264V3H260ZM260 4H259V5H260ZM33 5H34V4H33ZM76 5H77V4H76ZM80 5H81V4H80ZM120 5H121V4H120ZM139 5H140V4H139ZM139 5L137 4L136 6H138V7L140 8ZM184 5H185V4H183V6H184ZM188 5H190V7H191L192 4H188ZM188 5H187V6H188ZM193 5H196V7H197V4H193ZM193 5H192V6H193ZM205 5H206V3H205ZM218 5H219V4H218ZM218 5H217V6H218ZM245 5H246V4H244V6H245ZM31 6H32V5H31ZM31 6H30V7H31ZM50 6H52V5H50ZM65 6H67V5H65ZM77 6H78V5H77ZM109 6H110V5H109ZM114 6H115V5H114ZM122 6H123V4H122ZM126 6H127V5H125L124 7H126ZM130 6H131V5H130ZM150 6H151V5H150ZM208 6H209V5H208ZM210 6H211V5H210ZM212 6H215V3H214V5H212ZM234 6H235V5H234ZM237 6H238V5H237ZM239 6H240V5H239ZM241 6H242V5H241ZM248 6H249V5H248ZM252 6H253V5H252ZM262 6H263V5H262ZM55 7H56V6H55ZM70 7H72V6H70ZM73 7L75 8V6H73ZM79 7H80V6H79ZM104 7H105V8H104ZM115 7H116V6H115ZM127 7H128V6H127ZM132 7H133V6H132ZM132 7H130V8H132ZM141 7H142V5H141ZM196 7H195V8H196ZM45 8H46V10H47V7H46V6H45ZM48 8H49V7H48ZM84 8H85V6H84ZM84 8H83V9H84ZM112 8H113V7H112ZM121 8H122V7H121ZM134 8H136V7H133V9H134ZM142 8H143V7H142ZM165 8H166V7H165ZM182 8H184V7H182ZM185 8H186V7H185ZM192 8H193V7H192ZM198 8H199V6L197 7V9H198ZM212 8H214V7H212ZM215 8L217 9L216 6H215ZM248 8H249V7H248ZM248 8H247V9H248ZM254 8H255V7L253 6V8H250V10H252V9H254ZM263 8H264V6H263ZM30 9H32V8H30ZM54 9H55V8H54ZM65 9H66V8H65ZM76 9H77V8H76ZM90 9H89V11H92V10H90ZM108 9H109V8H108ZM133 9H132V10H133ZM136 9H137V8H136ZM140 9H141V8H140ZM161 9H162V8H161ZM167 9H168V8H167ZM197 9H196V10H197ZM219 9H220V8H219ZM242 9H243V8H242ZM242 9H241V11H242ZM259 9H260V7H259ZM33 10H34V9H33ZM60 10H61V9H60ZM68 10H69V9H68ZM71 10H72V9H71ZM78 10H80V9H78ZM109 10H111V8H110ZM113 10H116V9H113ZM119 10H120V9H119ZM119 10H117V12H118ZM121 10H122V9H121ZM132 10H131V11H132ZM138 10H139V9H138ZM138 10H137V11H138ZM144 10H145V8H144ZM159 10H160V9H159ZM172 10H173V9H172ZM186 10H187V9H186ZM196 10H194V11H196ZM201 10H203V9L201 8ZM209 10H210V9H209ZM212 10H213V9H211V11H212ZM214 10H215V9H214ZM239 10H240V9H239ZM260 10H261V9H260ZM53 11H54V10H53ZM87 11H88V10H87ZM106 11H107V9H106ZM125 11H126V9H125ZM135 11H136V10H135ZM140 11H141V10H140ZM140 11L138 12V14H140ZM160 11H161L162 13L165 11L164 14H166V10H164V11L160 10ZM174 11H175V10H174ZM174 11H173V12H174ZM198 11H199V9H198ZM237 11H238V10H237ZM241 11H239V13H240ZM243 11H245V10H243ZM54 12H55V11H54ZM57 12H58V11H57ZM69 12H70V11H69ZM96 12L98 13V11H96ZM119 12H121V11H119ZM180 12L182 13V11H180ZM184 12H185V11H184ZM186 12H187V11H186ZM199 12H200V11H199ZM201 12H202V11H201ZM215 12H217V11H215ZM245 12H246V11H245ZM247 12H248V10H247ZM247 12H246V14H247ZM258 12H259V10H258ZM260 12H262V11H260ZM50 13H51V12H50ZM71 13H72V12H71ZM82 13H83V12H82ZM101 13H103L102 10H101ZM132 13H133V12H132ZM168 13H169V12H168ZM175 13H176V12H175ZM181 13H180V14H181ZM205 13H206V12H205ZM210 13H211V12H210ZM242 13H243V12H242ZM248 13H249V12H248ZM44 14H45V13H44ZM51 14H53V13H51ZM51 14H50V15H51ZM55 14H56V13H55ZM60 14H62V12H61ZM64 14H65V13H64ZM66 14H68V13H66ZM78 14H79V13H78ZM92 14H93V12H92ZM105 14H110V13H105ZM105 14H104V15H105ZM111 14H112V13H111ZM111 14H110L109 16H111ZM122 14H123V13H122ZM127 14H128V12H127ZM129 14H130V13H129ZM135 14H137V13H135ZM184 14H185V13H184ZM184 14H183V15H184ZM191 14H192V13H191ZM195 14H196V13H195ZM197 14H199V13H197ZM197 14H196V15H197ZM202 14H203V13H202ZM202 14H201V17H202ZM29 15H30V14H29ZM46 15H48V13H47ZM69 15H70V14H69ZM79 15H80V14H79ZM95 15H97V14H95ZM99 15H100V14H99ZM104 15H103V19L106 17V16L104 17ZM112 15H114V13H113ZM132 15H134V14H132ZM147 15H148V14H147ZM166 15H167V14H166ZM173 15H174V13L172 14V16H173ZM176 15H177V13L175 14V16H176ZM187 15H188V14H187ZM199 15H200V14H199ZM212 15H213V14H212ZM248 15H249V14H248ZM251 15H252V13H251ZM52 16H53V15H52ZM54 16H55V15H54ZM61 16H62V15H61ZM70 16H71V18L73 19L72 15H70ZM70 16H69V17H70ZM74 16H75V15H74ZM76 16H77V13H76ZM82 16H84V15H82ZM109 16H108V17H109ZM134 16H135V15H134ZM141 16H143V13H141ZM168 16L171 17V15H169V14H168ZM168 16H166V17H168ZM175 16H173L174 18L171 19V20L175 21V20H176V17H177V16H176V17H175ZM181 16H182V14H181ZM193 16H194V15H193ZM208 16H209V14H208ZM241 16H242V14H241ZM256 16H257V15H256ZM259 16H260V15H259ZM11 17H12V16H11ZM33 17H34V16H33ZM63 17H64V16H63ZM65 17H67V16H65ZM77 17L79 18L80 16H77ZM86 17H87V16H86ZM114 17H115V16H114ZM116 17H117V15H116ZM125 17H126V16H125ZM128 17H130V16H128ZM131 17H132V16H131ZM136 17H137V15H136ZM136 17H133V18H136ZM139 17H140V16H139ZM148 17H149V16H148ZM183 17H184V16H183ZM186 17H188V16H186ZM186 17H185V18H186ZM197 17H199L198 19H200V16H197ZM197 17H196V18H197ZM214 17H215V16H214ZM254 17H255V16H254ZM257 17H258V16H257ZM12 18H13V17H12ZM45 18H46V17H45ZM90 18H91V17H90ZM90 18H89V19H90ZM93 18H94V17H93ZM96 18H97V16H96ZM106 18H107V17H106ZM106 18H105V19H106ZM112 18H113V17H112ZM112 18H111V19H112ZM178 18H179V16H178ZM178 18H177V19H178ZM192 18H193V17H192ZM194 18H195V17H194ZM204 18H205V17H204ZM246 18H247V16H246ZM252 18H253V17H252ZM261 18H262V17H261ZM7 19H8V17H7ZM7 19H5V21H7ZM33 19H34V18H33ZM48 19H49V18H48ZM69 19H70V18H69ZM99 19H100V18H99ZM107 19H108V18H107ZM107 19H106V21H107ZM138 19H139V18H138ZM141 19L143 20L144 17H143V18L141 17L139 21H142ZM150 19H151V18H149L148 20H150ZM165 19H166V18H165ZM167 19H168V18H167ZM179 19H180V18H179ZM181 19H182V18H181ZM210 19H212V17H211ZM210 19H209V21H210ZM249 19H251V18H249ZM254 19H255V18H254ZM257 19H259V18H257ZM263 19H264V18H263ZM46 20H47V19H46ZM49 20H50V19H49ZM61 20H62V19H61ZM75 20H76V18H75ZM75 20H74V21H75ZM79 20H80V19H79ZM84 20H86V19H84ZM87 20H88V19H87ZM90 20H91V19H90ZM109 20H110V19H109ZM112 20H114V19H112ZM145 20H147V19H145ZM168 20H169V19H168ZM186 20H187V18H186ZM189 20H190V19L188 18V22H191V21H189ZM194 20H195V19H194ZM194 20H193V21H194ZM202 20H203V19L201 18V21H202ZM0 21H1V20H0ZM3 21H4V20H3ZM3 21H2V22H3ZM10 21H11V20H10ZM12 21H13V20H12ZM16 21H17V20H16ZM62 21H63V20H62ZM66 21H67V20H66ZM70 21H71V20H70ZM77 21H78V20H77ZM77 21H75V22H77ZM80 21H81V20H80ZM133 21H134V20H133ZM133 21H131V22H133ZM177 21H178V20H177ZM177 21H176V22H177ZM195 21H199V20H195ZM213 21H214V20H213ZM217 21H218V20H217ZM247 21H248V20H247ZM256 21H257V20H256ZM2 22H0V23L2 24ZM8 22H9V20H8ZM54 22H55V21H54ZM63 22H64V21H63ZM63 22H62V23H63ZM75 22H74V23H75ZM109 22H110V21H109ZM136 22H137V21H136ZM143 22H145V21H143ZM143 22H142V23H143ZM150 22H152V21H150ZM169 22H170V21H169ZM183 22H184V21H183ZM186 22H187V21H186ZM205 22H206V21H205ZM248 22H251V21H248ZM248 22H247V23H248ZM252 22H253V21H252ZM3 23H5V22H3ZM9 23H10V22H9ZM12 23H15V22H12ZM17 23H18V22H17ZM21 23H22V22H21ZM56 23H57V22H56ZM64 23H65V22H64ZM66 23H67V22H66ZM66 23H65V24H66ZM68 23H69V21H68ZM77 23H78V22H77ZM80 23H81V22H80ZM80 23L77 24V25H79V26L82 25V24H80ZM86 23H87V22H86ZM100 23H101V22H100ZM102 23H103V22H102ZM134 23H135V22H134ZM177 23H179V22H177ZM180 23L183 24L182 22H180ZM193 23H194V22H192V24H193ZM197 23H198V22H197ZM217 23H218V22H217ZM255 23H256V22H255ZM15 24H16V23H15ZM15 24H14V27H17L18 24H16V26H15ZM23 24H24V23H23ZM65 24H64V25H65ZM69 24H70V23H69ZM83 24H84V23H83ZM143 24H144V23H143ZM150 24H151V23H150ZM168 24H169V23H168ZM173 24L176 25V23H174V22H173ZM186 24H187V23H186ZM192 24L189 23L188 26L191 25V26H193V27H195V28L197 27L195 23H194L195 26H194V24H193V25H192ZM198 24H199V23H198ZM200 24H201V23H200ZM260 24H261V23H260ZM11 25H13V24H11ZM25 25H26V24H25ZM47 25H49V22H48ZM60 25H61V24H60ZM64 25L62 24L61 26H64ZM66 25H67V24H66ZM70 25H71V24H70ZM85 25H87V24H85ZM88 25H89V24H88ZM148 25H149V24H148ZM148 25H147V26H148ZM152 25H153V28H154V24H153V23H152ZM171 25H172V24H171ZM178 25H179V24H178ZM209 25H210V24H209ZM246 25H247V24H246ZM261 25H263V24H261ZM5 26H7L6 23H5ZM49 26H52V25H49ZM49 26H48V28H49ZM72 26H73V25H72ZM72 26H71V27H72ZM75 26H76V24H75ZM91 26H92V25H91ZM105 26H106V25H105ZM105 26H104V27H105ZM116 26H117V25H116ZM136 26H137V25H136ZM139 26H140V24H139ZM191 26H190V27H191ZM207 26H208V25H207ZM248 26H249V24H248ZM11 27H12V26H11ZM14 27H13V28H14ZM19 27H20V26H18L17 29H20ZM28 27H29V26H28ZM67 27H68V26H67ZM82 27H83V25H82ZM87 27H88V26H86V28H87ZM92 27H93V26H92ZM92 27H91V28H92ZM109 27H110V26H109ZM126 27H128V25H127ZM149 27H150V26H149ZM149 27H148V29H149ZM155 27H156V25H155ZM180 27H181V26H180ZM198 27H200V26H198ZM221 27H222V26H221ZM256 27H258V26H256ZM256 27H254V28H256ZM6 28H7V27H6ZM6 28H5V30H7ZM13 28H12V30H13ZM21 28L24 29V25H23V27H21ZM52 28H53V27H52ZM68 28H70V27H68ZM77 28H78V27H77ZM77 28H76V29H77ZM114 28H115V26H114ZM117 28H118V27H117ZM131 28H132V26H131ZM135 28H136V27H135ZM137 28H138V31L140 32V30H141V29L139 30L140 27H137ZM142 28H143V27H142ZM145 28H146V27H145ZM157 28H158V26H157ZM176 28H177V27H176ZM182 28H183V27H182ZM182 28H181V30H182ZM204 28H206L205 25H204ZM216 28H217V27H216ZM219 28H220V26H219ZM252 28H253V27H252ZM252 28H251V29H252ZM2 29H3V28H2ZM2 29H0V32H3V31H4V30L1 31ZM9 29H10V28H9ZM9 29H8V30H9ZM23 29H22V30H23ZM26 29H28V28H27V25H26ZM50 29H51V28H50ZM60 29H62V27H61ZM64 29H65V28H64ZM70 29H72V28H70ZM76 29H75V30H76ZM88 29H89V27H88ZM107 29H108V28H107ZM110 29H112V28L110 27ZM121 29H122V28H121ZM126 29H127V28H126ZM128 29H130V27H128ZM128 29H127V30H128ZM210 29H211V28H210ZM213 29H214V28H213ZM220 29H221V28H220ZM256 29H258V28H256ZM68 30H69V29H68ZM115 30H116V29H115ZM123 30H124V29H123ZM123 30H120V31L122 32ZM142 30H143V29H142ZM179 30H180V29H179ZM188 30H189V29H188ZM206 30H207V28L205 29V31H206ZM216 30H217V29H216ZM227 30H230V29H227ZM244 30H245V29H244ZM249 30H250V29H249ZM29 31H30V30L28 29V32H29ZM31 31H32V30H31ZM52 31H53V29H52ZM66 31H67V29H66ZM87 31H88V30H87ZM87 31H86V32H87ZM104 31H105V30H104ZM128 31H132V29H131V30H128ZM144 31H145V29H144ZM144 31H142V32L139 33L140 36L146 34ZM147 31H149V30H147ZM156 31H157V30H156ZM189 31H190V30H189ZM195 31H196V30H195ZM200 31H201V30H199V32H200ZM203 31H204V30H203ZM205 31H204V32H205ZM262 31H263V30H262ZM9 32H10V31H9ZM17 32H18V30H17ZM19 32H20V31H19ZM21 32H22V31H21ZM53 32H55V31H53ZM58 32H59V31H58ZM67 32H68V31H67ZM69 32H70V31H69ZM91 32H92V31H91ZM116 32H117V30H116ZM118 32H119V30H118ZM123 32H124V31H123ZM125 32H126V30H125ZM132 32H133V31H132ZM134 32H135V31H134ZM143 32H144V34H141V33H143ZM150 32H151V31H150ZM153 32H154V31H153ZM183 32H184V31H183ZM190 32H192V31H190ZM210 32H212V30H211ZM214 32H216V31L214 30ZM224 32H225V30H224ZM224 32H223V33H224ZM242 32H243V31H242ZM250 32H251V31H250ZM260 32H261V31H260ZM4 33H5V32H4ZM4 33H2V34H4ZM15 33H16V31H15ZM29 33H30V32H29ZM33 33H34V32H33ZM35 33H37V32L35 31ZM56 33H57V31H56ZM75 33H76V32H75ZM77 33H78V29H77ZM77 33H76V35H78ZM104 33H107V31L104 32ZM108 33H109V32H108ZM112 33H113V32H112ZM126 33H128V32H126ZM135 33H136V32H135ZM135 33H133V34L135 35ZM196 33H198V32H196ZM200 33H201V32H200ZM206 33H207V32H206ZM227 33H230V32H227ZM245 33H246V32H245ZM248 33H249V32H248ZM254 33H255V32H254ZM256 33H258V31H257ZM2 34L0 33L1 36H3ZM8 34H10V33H8ZM8 34L6 33V35H8ZM18 34H19V33H18ZM23 34H24V33H23ZM25 34H27V33H25ZM30 34H32V33H30ZM59 34H60V32H59ZM89 34H90V33H89ZM92 34H93V32H92ZM92 34H91V35H92ZM115 34L119 35L120 33H119V34H118V33H115ZM152 34H153V33H152ZM154 34H156V33H154ZM183 34H184V33H183ZM185 34H186V33H185ZM243 34H244V32H243ZM251 34H252V33H251ZM4 35H5V34H4ZM11 35H13V34H11ZM11 35L6 36V39L9 38V36H11ZM16 35H17V33H16ZM21 35H22V34H21ZM35 35H36V34H35ZM37 35H38V34H37ZM64 35H65V33H64ZM71 35H73V34L71 33ZM74 35H75V34H74ZM120 35H122V34H120ZM123 35H124V34H123ZM129 35L131 36V34H129ZM134 35H133L132 37H134ZM136 35H137V33H136ZM199 35H200V34H199ZM214 35H217V34H214ZM240 35H241V34H240ZM246 35H248V34H246ZM257 35H258V34H257ZM18 36H20V35H18ZM22 36H23V35H22ZM26 36H27V35H25L24 37L27 39ZM31 36H32V35H31ZM33 36H34V35H33ZM65 36H66V35H65ZM78 36H80V35H78ZM86 36H89V35H86ZM92 36H93V35H92ZM115 36H116V35H115ZM130 36H129V37H130ZM152 36H154V35H152ZM155 36H157V35H155ZM235 36H237V35H235ZM244 36H245V35H244ZM253 36H254V35H253ZM255 36H256V35H255ZM262 36H263V35H262ZM262 36H261V37H262ZM13 37H14V35H13ZM16 37H17V36H16ZM16 37H15V38H16ZM24 37H22V41H23V38H24ZM37 37H38V36H37ZM63 37H64V36H63ZM74 37H75V36H74ZM76 37H77V36H76ZM89 37H90V36H89ZM110 37H111V36H110ZM135 37H138V35L135 36ZM142 37H143V36H142ZM147 37H148V35H147ZM150 37H151V35L149 36V38H150ZM159 37H160V39H162L161 36H159ZM169 37H170V35H169ZM242 37H243V35H242ZM10 38H11V37H10ZM10 38L7 39L6 42H7L8 40H10ZM25 38H24V39H25ZM29 38H30V35H29ZM79 38H80V37H79ZM79 38H78V39H79ZM92 38H93V37H92ZM92 38H91V39H92ZM117 38H118V37H117ZM123 38H124V37H123ZM130 38H131V37H130ZM130 38H128V39L131 40ZM139 38H140V37H139ZM143 38L147 39L146 37H143ZM154 38L156 39L157 37H154ZM154 38H153V39H154ZM204 38H205V37H204ZM216 38H217V36H216ZM216 38H214V39L216 40ZM219 38H220V37H219ZM225 38H226V37H225ZM232 38H233V37H232ZM237 38H238V37H237ZM253 38H254V37H253ZM263 38H264V37H262V39H263ZM4 39H5V38H4ZM4 39H3V40H4ZM12 39H13V38H12ZM39 39H40V38H39ZM65 39H66V38H65ZM69 39H70V38H69ZM88 39H89V38H88ZM105 39H106V38H105ZM125 39H126V38H125ZM145 39H144V40H145ZM163 39H164V38H163ZM163 39H162V41H163ZM217 39H218V38H217ZM246 39H247V38H246ZM246 39H245V40H246ZM248 39H249V37H248ZM250 39H251V38H250ZM1 40H2V37H1ZM3 40H2V41H3ZM14 40H15V39H14ZM14 40H11V41L14 42ZM20 40H21V38H20ZM27 40H28V39H27ZM27 40H26V41H27ZM35 40H37V39L34 38L33 41H35ZM83 40H84V39H83ZM92 40H95V38H93ZM92 40H91V41H92ZM144 40H143V41H144ZM151 40H152V37H151ZM164 40H165V39H164ZM218 40H219V39H218ZM220 40H221V38H220ZM230 40H231V39H230ZM256 40H257V39H256ZM4 41H5V40H4ZM28 41H29V40H28ZM38 41H41V40H38ZM38 41H36V42H38ZM62 41H63V40H62ZM65 41H66V40H65ZM74 41H77V39H75ZM74 41H73V42H74ZM87 41H88V40H87ZM99 41H100V40H99ZM119 41H120V43H121V39H119ZM155 41H156V40H155ZM165 41H166V40H165ZM241 41H243V38L241 39ZM15 42H16L17 44H19V45H21V43H23V42H21V41H20L21 43H19V41H18V42L15 41ZM15 42H14V43H15ZM29 42H30V41H29ZM31 42H32V41H31ZM31 42H30V43H31ZM77 42H79V40H78ZM108 42H109V41H108ZM129 42H130V41H129ZM129 42H128V43H129ZM145 42H148V41H145ZM149 42H151V41H149ZM149 42H148V43H149ZM182 42H183V41H182ZM227 42H229V41H227ZM239 42H240V41H239ZM245 42H246V41H245ZM249 42H250V41H249ZM254 42H255V41H254ZM254 42H253V43H254ZM4 43H5V42H4ZM9 43H11V42H9ZM24 43H25V42H24ZM24 43H23V45H22L23 47H25L24 45L26 44V43H25V44H24ZM34 43H35V42H33V43H31V44L34 45ZM39 43H40V42H39ZM66 43H67V42H66ZM88 43H89V42H88ZM92 43H93V42H92ZM92 43H90V44H92ZM105 43H106V42H105ZM111 43H114V40H113V42H111ZM117 43H119V42H117ZM153 43H155V42H153ZM156 43H159V42L156 41ZM234 43H235V42H234ZM234 43H233V44H234ZM246 43H247V42H246ZM250 43H251V42H250ZM5 44H6V43H5ZM70 44H71V43H70ZM80 44H82V43H80ZM83 44H84V43H83ZM115 44H116V43H115ZM167 44L169 45V42H168ZM170 44H171V43H170ZM217 44H218V43H217ZM229 44H230V43H229ZM229 44H227V45H229ZM236 44H237V43H236ZM236 44H235V45H236ZM259 44H261V42H260ZM259 44H258V45H259ZM8 45H9V44H8ZM28 45H29V44L27 43V47H28ZM32 45H31V46H32ZM41 45H43V44H41ZM77 45H78V44H77ZM77 45H76V47H77ZM94 45H96V42H95ZM106 45H107V44H106ZM112 45H113V44H112ZM122 45H123V43H122ZM127 45H128V44H127ZM148 45H151V43L148 44ZM164 45H165V43H164ZM212 45H213V44H212ZM230 45H231V44H230ZM235 45H233V46H235ZM238 45H239V44H238ZM241 45H242V43H241ZM248 45H249V44H248ZM254 45H255V44H254ZM254 45H253V46H254ZM4 46H5V45H4ZM14 46H15V44H14ZM29 46H30V45H29ZM39 46H40V45H39ZM81 46H82V45H81ZM86 46H87V45H86ZM97 46H98V45H97ZM101 46H102V45H101ZM109 46H110V45H109ZM134 46H136V45H134ZM169 46H170V45H169ZM177 46H178V45H177ZM222 46H223V44H222ZM246 46H247V45H246ZM253 46H252V48H253ZM15 47H18V46H15ZM15 47H14V48H15ZM84 47H85V46H84ZM89 47H90V45H89ZM89 47H88V48H89ZM102 47L104 48V46H102ZM155 47L157 48V46H155ZM173 47H175V46H173ZM173 47H172V48H173ZM219 47H220V45H219ZM237 47H238V46H237ZM249 47H251V46L249 45ZM259 47H261V45H259ZM25 48H26V47H25ZM28 48H29V47H28ZM33 48H34V47H33ZM35 48H36V47H35ZM113 48H114V47H113ZM123 48H124V47H123ZM137 48H138V47H137ZM153 48H154V47H153ZM165 48H166V47H165ZM252 48H251V50H252ZM263 48H264V45H263ZM90 49H91V47H90ZM95 49H96V47H95ZM105 49H106V48H105ZM127 49H130V48H127ZM127 49H126V50H127ZM132 49H134V48H131V51H132ZM138 49H139V48H138ZM147 49H148V48H147ZM158 49L161 50V48H159V46H158ZM158 49H157V51H159ZM167 49H168V48H167ZM170 49H171V48H170ZM215 49H216V48H215ZM238 49H239V48H238ZM255 49H256V47H255ZM255 49H253V50H254V53H255V51L257 50V49L255 50ZM25 50H27V49H25ZM28 50H29V49H28ZM30 50H32V49H30ZM30 50H29V51H30ZM92 50H93V49H92ZM103 50H104V49H103ZM112 50H113V49H112ZM116 50H117V49H116ZM118 50H119V49H118ZM118 50H117V52H118ZM121 50H122V48H121ZM126 50H125V51H126ZM135 50H136V49H135ZM155 50H156V49H154V51H155ZM165 50H166V49H165ZM171 50H172V49H171ZM188 50H189V49H188ZM230 50H231V49H230ZM234 50H235V49H234ZM242 50H243V49H242ZM248 50H249V49H248ZM259 50H260V49H259ZM93 51H94V50H93ZM95 51H96V50H95ZM95 51H94V52H95ZM128 51H129V50H128ZM186 51H187V50H186ZM190 51H191V50H190ZM240 51H241V50H240ZM246 51H247V50H246ZM263 51H264V50H263ZM94 52H93V53H94ZM107 52H108V51H107ZM107 52H104L103 54H105V53H107ZM122 52H124V51H122ZM133 52H134V51H133ZM150 52H151V51H150ZM155 52H156V51H155ZM161 52L164 53V51H161ZM161 52H160V53H161ZM168 52H172V51H168ZM221 52H222V51H221ZM232 52H233V51H232ZM242 52H243V51H242ZM95 53H96V52H95ZM95 53H94V55H95ZM115 53H116V51H115ZM126 53H127V52H126ZM130 53H132V52H130ZM139 53H141V52H139ZM157 53H158V52H157ZM174 53H175V52H174ZM235 53H236V52H235ZM244 53H245V52H244ZM257 53H258V52H257ZM263 53H264V52H263ZM96 54H98V53H96ZM99 54H100V53H99ZM103 54H102V52H101V56H102ZM110 54H111V53H110ZM119 54H120V53H119ZM134 54H135V53H134ZM149 54H151V53H149ZM153 54H154V53H153ZM165 54H166V53H165ZM165 54H164V55H165ZM222 54H223V53H222ZM227 54H229V53H227ZM233 54H234V53H233ZM236 54H238V53H236ZM240 54H241V53H240ZM248 54H249V52H248ZM251 54H252V53H251ZM258 54H259V53H258ZM0 55H1V54H0ZM22 55H23V54H22ZM125 55H126V54H124V56H125ZM127 55H128V57H127V56H126V57L129 58L130 55H129V54H127ZM136 55H137V54H136ZM136 55H135V56H136ZM140 55H141V54H140ZM140 55H139V56H140ZM146 55H147V53H146ZM160 55H161V54H160ZM238 55H239V54H238ZM252 55H253V54H252ZM255 55H256V54H255ZM262 55H264V54H262ZM106 56H107V55H106ZM110 56H111V55H110ZM122 56H123V54H122ZM141 56H143V55H141ZM144 56H145V55H144ZM233 56H234V55H233ZM241 56H242V55H241ZM248 56H249V55H248ZM103 57H105V56H103ZM112 57H113V56H112ZM131 57H132V56H131ZM234 57H235V56H234ZM263 57H264V56H263ZM99 58H100V56H99ZM127 58H126V59H127ZM152 58H153V57H152ZM242 58H243V56H242ZM114 59H115V58H114ZM134 59H135V58H134ZM138 59H139V58H138ZM229 59H230V57H229ZM243 59H244V58H243ZM260 59H261V58H260ZM118 60H119V59H118ZM131 60H132V59H131ZM141 60H142V59H141ZM141 60H140V61H141ZM151 60H152V59H151ZM154 60H156V59L154 58ZM234 60H236V59H234ZM245 60H246V59H245ZM247 60H248V59H247ZM262 60H263V59H262ZM122 61H123V60H122ZM122 61H121V62H122ZM132 61H134V60H132ZM148 61H149V60H148ZM230 61H231V60H230ZM238 61H239V60H238ZM33 62H35V61H33ZM36 62H37V60H36ZM57 62H58V61H57ZM124 62H126V61L124 60ZM128 62H130V60H129ZM128 62H127V63H128ZM138 62H139V61H138ZM138 62H137V63H138ZM141 62H142V61H141ZM152 62H153V61H152ZM239 62H240V61H239ZM245 62L248 63V61H245ZM12 63H14V62L12 61ZM44 63H45V64H48V63H46V62H44ZM49 63H51V62H49ZM135 63H136V62H135ZM231 63H232V62H231ZM236 63H237V62H236ZM242 63H243V62H242ZM242 63H241V64H242ZM34 64H35V63H34ZM41 64H42V63H41ZM58 64H59V63H58ZM142 64L145 65V63H143V62H142ZM245 64H246V63H245ZM18 65H19V64H18ZM60 65H61V64H60ZM151 65H152V64H151ZM153 65H154V62H153ZM261 65H263V64H261ZM3 66H4V65H3ZM3 66H2V67H3ZM23 66H24V65H23ZM39 66H40V63H39ZM43 66H44V64H43ZM53 66H54V65H53ZM240 66H241V65H240ZM249 66H250V64H249ZM249 66H248V68H249ZM263 66H264V65H263ZM40 67H41V66H40ZM245 67H247V65H246ZM250 67H251V66H250ZM257 67H258V66H257ZM37 68H38V67H37ZM43 69H44V68H43ZM45 69H46V68H45ZM45 69H44V70H45ZM47 69H48V68H47ZM49 69H50V68H49ZM49 69H48V70H49ZM236 69H237V68H236ZM39 70H40V69H39ZM41 70H42V69H41ZM42 71H43V70H42ZM52 71H54V69H53ZM250 71H251V69H250ZM70 72H71V71H70ZM256 72H257V71H256ZM54 73H55V72H54ZM71 73H72V72H71ZM259 73H260V71H259ZM52 74H53V73H52ZM206 74H207V73H206ZM257 74H258V73H257ZM53 75H54V74H53ZM222 75H223V73H222ZM249 75H250V72H249ZM208 76H209V75H208ZM242 76H243V75H242ZM259 76H260V75H259ZM253 77H254V76H253ZM263 77H264V75H263ZM32 78H33V77H32ZM34 78H35V77H34ZM240 78H241V77H240ZM260 78H261V77H260ZM9 79H10V78H9ZM12 79H13V78H12ZM14 79H15V78H14ZM203 79H204V78H203ZM2 80H4V78H3ZM26 80H27V79H26ZM26 80H25V81H26ZM39 80H40V79H39ZM210 80H211V79H210ZM221 80H222V79H221ZM14 81H15V80H14ZM31 81L33 82V80H31ZM35 81H36V80H35ZM42 81H43V80H42ZM11 82H12V81H11ZM19 82H20V81H19ZM97 82L99 83V81H97ZM153 82H154V81H153ZM8 83H9V82H8ZM14 83H15V82H14ZM23 83H24V82H23ZM89 83H90V82H89ZM103 83H104V82H102V84H103ZM156 83H157V82H156ZM159 83H160V82H159ZM161 83H162V82H161ZM214 83H215V82H214ZM25 84H26V83H25ZM34 84H35V82H34ZM37 84L39 85V84H42V83H39V81H38ZM43 84H44V82H43ZM43 84H42V85H43ZM45 84H46V82H45ZM87 84H88V81H87ZM99 84H100V83H99ZM99 84H98V85H99ZM106 84H107V83H106ZM115 84H116V83H115ZM163 84H164V83H163ZM167 84H168V83H167ZM7 85H8V84H7ZM31 85H33V84H31ZM42 85H41V86H42ZM49 85H50V84H49ZM90 85H92V83H91ZM147 85H148V84H147ZM9 86H10V85H9ZM14 86H15V85H14ZM14 86H13V87H14ZM16 86H18V85H16ZM26 86H28V85H26ZM43 86H44V85H43ZM50 86H51V85H50ZM95 86H96V85H95ZM95 86H94V87H95ZM104 86H105V85H104ZM107 86H108V85H107ZM111 86H112V85H111ZM155 86H156V85H155ZM162 86H163V85H162ZM205 86H206V85H205ZM7 87H8V86H7ZM29 87L31 88V86H29ZM29 87H27V88L29 89ZM101 87H102V85H101ZM101 87H100L99 90H101V89L103 90V88H105V87H103V88H101ZM159 87H160V86H159ZM171 87H172V86H171ZM179 87H180V86H179ZM189 87H190V86H189ZM215 87H216V86H215ZM21 88H22V86H21ZM33 88H36V87L34 86ZM48 88H49V86H48ZM90 88L92 89V87H90ZM108 88H110V87H108ZM129 88H130V87H129ZM129 88H127V89H129ZM0 89H1V88H0ZM14 89H15V88H14ZM23 89L25 90V85H24V88H23ZM36 89H37V88H36ZM42 89H43V88H42ZM70 89H71V88H70ZM91 89H90V90H91ZM94 89H95V88H94ZM111 89H112V88H111ZM114 89H115V87H114ZM124 89H125V87H124ZM124 89H123V90H124ZM127 89H125V90H127ZM157 89H158V88H155V90H157ZM161 89H163V88H161ZM176 89H178V88H176ZM184 89H186V88H184ZM184 89H183V90H184ZM1 90H3V89H1ZM5 90H6V89H5ZM10 90H12V89H10ZM21 90H22V89H21ZM21 90H20V91H21ZM29 90H30V89H29ZM31 90H32V89H31ZM39 90H40V88H39ZM72 90H73V89H72ZM83 90H84V89H83ZM96 90H97V89H96ZM115 90H116V89H115ZM121 90H122V89H121ZM121 90L119 89V91H121ZM134 90H135V89H134ZM166 90H167V89H166ZM15 91H16V90H15ZM26 91H27V90H26ZM43 91H44V90H43ZM43 91H42V92H43ZM92 91H93V89H92ZM103 91H104V90H103ZM103 91H102V93H103ZM117 91H118V90H116V93H117ZM127 91H129V90H127ZM131 91H132V90H131ZM142 91H143V90H142ZM142 91H141V92H142ZM144 91H145V90H144ZM260 91H261V90H260ZM6 92H7V91H6ZM29 92H30V91H29ZM39 92H41V91H39ZM66 92H67V91H66ZM84 92H85V91H84ZM98 92H99V91H98ZM124 92H125V91H124ZM132 92H134V91H132ZM132 92H131V94H134V93H135V92H134V93H132ZM146 92H147V91H146ZM146 92H145V93H146ZM150 92H151V91H150ZM166 92H167V91H165V93H166ZM168 92H169V90H168ZM168 92H167V93H168ZM177 92H178V91H177ZM180 92H181V91H180ZM32 93H34V92L32 91ZM43 93H44V92H43ZM47 93H48V92H47ZM70 93H71V92H70ZM105 93H106V92H105ZM114 93H115V92H114ZM129 93H130V91H129ZM138 93H139V92H138ZM138 93H136V95H137ZM142 93L144 94V92H142ZM151 93H152V92H151ZM153 93H154V92H153ZM167 93H166V94H167ZM5 94H6V93H5ZM44 94H45V93H44ZM48 94H49V93H48ZM68 94H69V93H68ZM71 94H72V93H71ZM75 94H76V93H75ZM91 94H92V93H91ZM93 94H94V92H93ZM99 94H100V93H99ZM127 94H128V93H127ZM131 94H130V96H131ZM162 94H163V93H162ZM166 94H165V95H166ZM11 95H12V94H11ZM14 95H15V94H14ZM18 95L20 96V94H18ZM38 95H39V94H37V91H36V96H38ZM41 95H43V94L41 93ZM76 95H77V94H76ZM78 95H79V94H78ZM95 95H96V98H97L98 95H97V94H95ZM102 95H105V94H102ZM107 95L109 96V94H107ZM136 95H135V96H136ZM144 95H145V94H144ZM148 95H149V94H148ZM148 95H147V96H148ZM151 95H153V94H151ZM151 95H150V98L154 97V96L151 97ZM74 96H75V95H74ZM74 96H73V97H74ZM112 96H113V95H112ZM137 96H138V95H137ZM161 96H162V95H161ZM167 96H168V94L166 95V97H167ZM20 97H21V96H20ZM39 97H41V96H39ZM71 97H72V96H71ZM80 97H82V96H80ZM99 97H100V96H99ZM109 97H110V96H109ZM133 97H134V96H133ZM133 97H132V98H133ZM143 97H144V96H143ZM145 97H146V96H145ZM145 97H144V98H145ZM157 97H159V96H157ZM163 97H164V96H163ZM163 97H161V98H163ZM2 98H3V97H2ZM4 98H5V97H4ZM14 98H15V97H14ZM25 98H28V96L25 97ZM31 98H32V97H31ZM35 98H36V97H35ZM41 98L43 99L44 97H41ZM96 98L93 97V99H96ZM121 98H122V97H121ZM135 98H136V97H135ZM148 98H149V96H148ZM150 98H149V99H150ZM154 98H155V97H154ZM154 98H153V101H154ZM168 98H169V97H168ZM177 98H178V97H177ZM206 98L208 99V97H206ZM22 99H24V98H22ZM37 99L39 100V98H36L35 100H37ZM97 99H98V98H97ZM100 99H101V98H100ZM102 99H103V98H102ZM102 99H101L100 101H102ZM104 99H105V98H104ZM164 99H165V98H164ZM183 99H185V98H183ZM207 99H206V100H207ZM28 100H31L30 97H29ZM28 100H27V101H28ZM35 100H33V101H35ZM38 100H37V101H38ZM68 100H70V99H68ZM72 100H73V99H72ZM107 100H108V99H107ZM107 100H106V102H108ZM114 100H115V99H114ZM136 100H137V99H136ZM136 100H135L134 102H136ZM141 100H142V99H141ZM144 100H145V99H144ZM155 100H156V98H155ZM157 100H158V99H157ZM159 100H160V99H159ZM161 100H162V99H161ZM161 100H160V101H161ZM173 100H176V99H173ZM18 101H19V99H18ZM24 101H25V100H24ZM27 101H26V102H27ZM89 101H90V100H89ZM111 101H113V100H111ZM123 101H124V100H123ZM132 101H133V100H132ZM153 101H152V102H153ZM185 101H186V100H185ZM235 101H236V100H235ZM5 102H6V101H5ZM14 102H15V101H14ZM50 102H51V101H50ZM65 102L67 103V102H69V101H65ZM65 102H64V103H65ZM70 102H72V101H70ZM76 102H77V101H76ZM98 102H99V101H98ZM115 102H116V101H115ZM115 102H114V103H115ZM147 102H148V101H147ZM174 102H175V101H174ZM225 102H226V101H225ZM32 103H33V102H32ZM32 103H31V104H32ZM80 103H81V102H80ZM91 103H92V102H91ZM100 103H101V102H100ZM104 103H105V102H104ZM108 103H110V102H108ZM117 103H118V101H117ZM156 103H157V102H156ZM159 103H162V101L159 102ZM182 103L184 104L183 101L181 102V104H182ZM25 104H26V103H25ZM36 104H38V103H36ZM55 104H56V103H55ZM119 104H121V103H119ZM148 104H149V103H148ZM151 104H152V103H151ZM163 104H164V106L166 105V104L164 103V101H163ZM203 104H204V103H203ZM3 105H4V104H3ZM28 105H29V104H28ZM45 105H46V104H45ZM64 105H65V104H64ZM88 105H89V103H88ZM99 105H100V104H99ZM101 105H102V103H101ZM149 105H150V104H149ZM154 105H155V104H154ZM173 105H174V104H173ZM187 105H188V104H187ZM32 106H33V104H32ZM41 106H42V105H41ZM43 106H44V105H43ZM66 106H67V105H66ZM66 106H65V107H66ZM107 106H109V105H107ZM112 106H113V105H112ZM117 106H118V105H117ZM128 106H129V105H128ZM156 106H157V105H156ZM207 106H208V105H207ZM250 106H251V105H250ZM28 107H29V106H28ZM46 107H48V106H46ZM61 107L64 108V106H62V104H61ZM79 107H80V106H79ZM103 107H105V106L103 105ZM114 107H115V106H114ZM133 107H134V105H133ZM145 107H146V106H145ZM159 107H160V106H159ZM159 107H158V109H159ZM161 107H162V106H161ZM161 107H160V108H161ZM172 107H173V106H172ZM203 107H204V106H203ZM37 108H38V107H37ZM43 108H44V107H43ZM54 108H55V107H54ZM70 108H71V107H70ZM87 108H88V107H87ZM98 108H99V106H98ZM110 108H111V107H110ZM120 108H121V106H120ZM162 108H163V107H162ZM162 108H161V109H162ZM3 109H4V108H3ZM35 109H36V108H35ZM38 109H39V108H38ZM44 109H45V108H44ZM46 109H48V108H46ZM56 109H57V110L59 109V108H58V105L56 106ZM67 109H69V108L67 107ZM85 109H86V106H85ZM95 109H97V107H96ZM108 109H109V108H108ZM122 109H123V108H122ZM124 109H125V108H124ZM132 109H133V108H132ZM145 109H146V108H145ZM147 109H148V108H147ZM151 109H152V107H151ZM155 109H156V108H155ZM161 109H160V111H161V112H164V111H162ZM163 109H164V108H163ZM190 109H191V108H190ZM210 109H211V108H210ZM36 110H37V109H36ZM57 110H55V111H57ZM65 110H66V109H65ZM65 110L63 109V111H65ZM88 110H89V109H87V111H88ZM105 110H106V109H105ZM148 110H149V109H148ZM200 110H201V109H200ZM3 111H4V110H3ZM3 111H2V112H3ZM37 111H38V110H37ZM40 111H41V110H40ZM46 111H47V110H46ZM46 111H45V112H46ZM53 111H54V110H53ZM55 111H54V112H55ZM81 111H83V108H82ZM87 111H86V112H87ZM89 111H92V110H89ZM101 111H102V110H101ZM101 111H100V113H102ZM110 111H111V110H110ZM143 111H145V110H143ZM150 111H151V110H150ZM166 111H168V110H166ZM170 111H171V110H170ZM187 111H188V110H187ZM242 111H243V110H242ZM38 112H39V111H38ZM54 112H53V113L51 112V114H54V115H58V114H59V113H58L59 111H58L56 114H55ZM65 112H66V111H65ZM70 112H71V111H70ZM83 112H84V111H83ZM103 112H104V111H103ZM114 112H116V111H114ZM118 112H120V111L117 110L116 113H118ZM130 112H131V111H130ZM147 112H148V111H147ZM168 112H169V111H168ZM179 112H180V111H179ZM181 112H182V111H181ZM184 112H185V111H184ZM184 112H182V113H184ZM24 113H25V112H24ZM39 113H40V112H39ZM42 113H43V112H42ZM46 113H47V112H46ZM67 113H68V112H66V115H67ZM74 113H75V112H74ZM74 113H73V114H74ZM90 113H92V112H90ZM90 113H89V115L92 116ZM106 113H107V112H106ZM109 113H110V112H109ZM131 113H132V112H131ZM133 113H134V111H133ZM152 113H153V112H152ZM164 113H166V112H164ZM175 113H176V111H175ZM186 113H187V112H186ZM188 113H189V112H188ZM30 114H31V113H30ZM73 114H70L69 117H68V115H67V116L64 115V114H63V115L66 116V117H68V120H69V118H70L71 115H73ZM76 114H77V112H76ZM86 114H87V113H86ZM97 114H98V113H97ZM125 114H126V113H125ZM134 114H135V113H134ZM147 114H148V113H147ZM169 114H170V113H169ZM173 114H174V113H172V115H173ZM177 114H178V113H177ZM180 114H181V113H180ZM20 115H21V113H20ZM44 115H45V114H44ZM61 115H62V114H61ZM77 115H78V114H77ZM77 115H75V116H77ZM84 115H85V114H84ZM87 115H88V114H87ZM87 115H86V117H87ZM102 115H103V113H102ZM102 115H101V116H102ZM119 115H120V117H121V114H119ZM122 115H123V114H122ZM140 115H141V114H140ZM151 115H152V114H151ZM156 115H158V113H157ZM159 115H161V114H159ZM166 115H167V114H165V116H166ZM170 115H171V114H170ZM208 115H209V114H208ZM51 116H52V115H51ZM51 116H50V117H51ZM73 116H74V115H73ZM80 116H81V115H80ZM101 116H100V117H101ZM124 116H125V115H124ZM126 116H127V115H126ZM130 116H131V114H130ZM162 116H164V115H162ZM165 116H164V117H165ZM168 116H169V115H168ZM174 116H176V115H174ZM38 117H39V116H38ZM50 117H49V118H50ZM56 117H57V116H56ZM59 117H60V116H59ZM88 117H89V116H88ZM97 117H98V116H97ZM102 117H104V116H102ZM128 117H129V116H128ZM131 117H132V116H131ZM146 117L148 118V116H146ZM155 117H156V116H155ZM166 117H167V116H166ZM180 117H181V116H180ZM210 117H211V116H210ZM221 117H222V116H221ZM19 118H20V117H19ZM35 118H36V117H35ZM40 118H41V117H40ZM54 118H55V117H54ZM54 118H53V120H55ZM62 118H63V117H62ZM90 118H91V117H90ZM92 118H93V117H92ZM123 118H124V117H123ZM137 118H138V117H137ZM158 118H159V117H158ZM177 118H179V117H177ZM189 118H190V117H188V119H189ZM206 118H207V117H206ZM262 118H263V117H262ZM43 119H45V118H43ZM47 119H48V118H47ZM64 119H65V117H64ZM66 119H67V118H66ZM66 119H65V121H66ZM74 119H75V118H74ZM76 119H77V118H76ZM95 119H96V117L94 118V120H95ZM101 119H103V118H101ZM121 119H122V118H121ZM128 119H129V118H128ZM130 119H131V118H130ZM135 119H136V118H135ZM140 119H141V118H140ZM167 119H168V118H166V120H167ZM181 119H182V118H181ZM184 119H185V118H184ZM1 120H2V119H1ZM57 120H58V119H57ZM60 120H61V118H60ZM86 120H87V119H86ZM86 120H85V121H86ZM88 120L90 121V119H88ZM94 120H93V121H94ZM113 120H114V119H113ZM123 120H124V119H123ZM126 120H127V119H126ZM131 120H132V119H131ZM131 120H130V121H131ZM162 120H163V119H162ZM164 120H165V118H164ZM178 120H180V119H178ZM178 120H175V121H178ZM65 121H64V122H65ZM77 121H78V119H77ZM91 121H92V119H91ZM91 121H90V122H91ZM93 121H92V122H93ZM98 121H100L99 118H98ZM111 121H112V120H111ZM111 121H110V122H111ZM138 121H140V120L138 119ZM144 121H145V120H144ZM212 121H213V120H212ZM212 121H211V122H212ZM70 122H72V121L70 120V121H69V124H71ZM87 122H88V121H87ZM87 122H86V123H87ZM103 122H104V121H103ZM117 122H118V121H117ZM131 122H132V121H131ZM167 122H168V121H167ZM181 122H185V121L182 120ZM213 122H214V121H213ZM82 123H83V122H82ZM96 123H97V122H96ZM101 123H102V121H101ZM104 123H106V122H104ZM124 123H125V121H124ZM133 123H134V122H133ZM156 123H157V122H156ZM160 123H161V122H160ZM173 123L177 124L176 122H173ZM223 123H224V122H223ZM230 123H231V122H230ZM51 124H52V123H51ZM55 124H56V126H58L56 122H55ZM87 124H89V123H87ZM91 124H92V123H91ZM106 124H107V123H106ZM111 124H112V123H111ZM120 124H122V123H120ZM187 124H189V123H187ZM190 124H191V123H190ZM219 124H220V122H219ZM221 124H222V122H221ZM234 124H235V123H234ZM234 124H233V125H234ZM74 125H75V124H74ZM129 125H130V123H129ZM131 125H132V124H131ZM183 125H184V123H183ZM50 126H51V125H50ZM61 126H62V125H61ZM75 126H76V125H75ZM82 126H83V125H81V127H82ZM89 126H90V124H89ZM103 126H104V125H103ZM111 126H112V125H111ZM114 126H115V125H114ZM118 126H119V123H118ZM118 126H117V127H118ZM125 126L128 127V125H125ZM154 126H155V125H154ZM156 126H157V125H156ZM156 126H155V127H156ZM162 126H163V125H162ZM177 126H178V125H177ZM177 126L175 125V127H177ZM184 126H185V125H184ZM184 126H183V127H184ZM197 126H198V125H197ZM239 126H240V125H239ZM8 127H9V126H8ZM19 127H20V126H19ZM28 127H29V126H28ZM63 127H64V125H63ZM63 127H61V128H63ZM79 127H80V126H79ZM83 127H84V126H83ZM105 127H106V126H105ZM127 127H126V128H127ZM130 127H131V126H130ZM141 127H142V126H141ZM168 127H169V126H168ZM168 127H167V128H168ZM178 127H179V126H178ZM178 127H177V128H178ZM200 127H201V126H200ZM58 128H59V127H58ZM61 128H60V129H61ZM67 128H68V126H67ZM73 128H74V127H73ZM107 128H109V126H107ZM153 128H154V127H153ZM160 128H161V127H160ZM162 128H164V127H162ZM198 128H199V127H198ZM51 129H52V128H51ZM104 129H105V128H104ZM116 129H117V128H116ZM151 129H152V128H151ZM154 129H157V128H154ZM226 129H227V128H226ZM232 129H233V128H232ZM63 130H64V129H63ZM65 130L67 131L66 127H65ZM109 130H110V129H109ZM126 130H128V129H126ZM130 130H131V129H130ZM144 130H146V129L144 128ZM152 130H153V129H152ZM152 130H151V131H152ZM157 130H158V129H157ZM168 130H172V129H167V131H168ZM187 130H188V129H187ZM229 130H231V129H229ZM66 131H65V132H66ZM77 131H78V130H77ZM105 131H106V130H105ZM115 131H116V130H115ZM155 131H156V130H155ZM158 131H159V130H158ZM167 131H166V132H167ZM178 131H179V129H178ZM185 131H186V129H185ZM231 131H232V130H231ZM68 132H69V131H68ZM72 132H73V131H72ZM112 132H113V131H112ZM112 132H110V133H112ZM118 132H119V131H118ZM145 132H146V131H145ZM162 132H163V131H162ZM73 133H74V132H73ZM115 133H117V132H115ZM119 133H120V132H119ZM170 133H171V132H170ZM182 133H183V132H182ZM184 133H186V132H184ZM190 133H191V132H190ZM208 133H209V132H208ZM208 133H207V134H208ZM223 133H224V132H223ZM231 133H232V132H231ZM253 133H254V132H253ZM67 134H68V133H67ZM70 134H71V133H70ZM74 134H75V133H74ZM82 134H83V133H82ZM105 134H106V133H105ZM127 134H128V133H127ZM135 134H136V133H135ZM138 134H139V133H138ZM174 134H175V133H174ZM178 134H179V133H178ZM209 134H210V133H209ZM227 134H230V133H227ZM227 134H226V135H227ZM234 134H235V133L233 132V134H231V135H234ZM100 135H102V134H100ZM110 135H113V134H110ZM110 135H109V137H110ZM114 135H115V134H114ZM119 135H120V134H119ZM119 135L117 134V136H115V137H116L115 139H117V137H118ZM121 135H122V133H121ZM121 135H120V136H121ZM124 135H125V134H124ZM130 135L134 136V133H132V134L129 133V137L132 138V136H130ZM147 135H148V134H147ZM147 135L145 136L146 138H147ZM153 135H154V134H153ZM153 135H151V136H153ZM159 135H160V134H159ZM159 135H158V136H159ZM169 135H170V134H169ZM169 135H167V137H168ZM175 135H176V134H175ZM185 135H186V134H185ZM219 135H220V134H219ZM221 135H222V134H221ZM223 135H224V134H223ZM62 136H63V135H62ZM104 136H105V135H104ZM120 136H119V137H120ZM135 136H136V135H135ZM137 136H138V135H137ZM148 136H149V135H148ZM155 136H156V135H155ZM162 136H163V135H162ZM164 136H165V134H164ZM215 136H216V135H215ZM217 136H218V135H217ZM60 137H61V136H60ZM60 137H59V138H60ZM79 137H81V135H80ZM85 137H87V136H85ZM97 137H98V136H97ZM97 137H96V138H97ZM109 137H107L106 140H108ZM188 137H189V136H188ZM198 137H199V136H198ZM213 137H214V136H213ZM218 137H219V136H218ZM221 137H222V136H221ZM234 137H235V136H234ZM251 137H252V136H251ZM7 138H8V137H7ZM70 138H72V136H71ZM82 138H83V135H82ZM127 138H128V137H127ZM135 138H136V137H135ZM137 138H138V137H137ZM141 138H142V137H141ZM141 138L139 137V139H141ZM149 138L151 139L152 137H149ZM156 138H157V137H156ZM160 138H161V137H160ZM165 138H166V137H165ZM216 138H217V137H216ZM229 138H230V135H229V137H227V140H226V141H230L231 139L229 140ZM46 139H47V138H46ZM73 139H75V138H73ZM76 139H77V138H76ZM89 139H91V138H89ZM93 139H94V138H92V140H93ZM100 139H102V138L100 137ZM115 139H114V137H113V140H115ZM119 139H121V138H119ZM124 139H125V138H124ZM152 139H153V138H152ZM154 139H155V138H154ZM173 139H174V138H173ZM175 139H176V138H175ZM180 139H181V138H180ZM180 139H179V140H180ZM202 139H203V138H202ZM210 139H211V137H210ZM263 139H264V138H263ZM0 140H1V139H0ZM21 140H22V139H21ZM38 140H39V139H38ZM47 140H48V139H47ZM78 140H79V139H78ZM83 140H84V139H83ZM94 140H95V139H94ZM132 140H133V138H132ZM142 140H145V139L142 138ZM156 140H158V139H156ZM161 140L163 141V139H161ZM187 140H188V138H187ZM187 140H186V141H187ZM253 140H254V139H253ZM255 140H256V139H255ZM68 141H69V140H68ZM81 141H82V139H81ZM98 141H99V140H98ZM104 141H105V139H104ZM123 141H125V140H123ZM123 141H121V142H123ZM129 141H130V140H129ZM134 141L136 142V140H134ZM134 141H133V142H134ZM137 141H139V140L137 139ZM146 141H148V138L146 139ZM169 141H170V140H169ZM180 141H181V140H180ZM211 141H212V140H211ZM257 141L259 142V140H257ZM84 142H87V139H86V141L84 140ZM88 142H89V140H88ZM90 142H91V145H93L91 140H90ZM100 142H102V141H99V143H100ZM115 142H117V141H115ZM127 142H128V140H127ZM141 142H142V141H141ZM164 142H165V141H164ZM167 142H168V140H167ZM173 142H174V141H173ZM212 142H213V141H212ZM217 142H218V140H217ZM254 142H255V141H254ZM5 143H6V142H5ZM52 143H53V142H52ZM59 143H60V142H59ZM61 143H62V140H61ZM63 143H64V141H63ZM99 143H98V144H99ZM106 143H107V142H106ZM113 143H114V142L112 141V144H113ZM119 143H120V142H118V144H119ZM131 143H132V142H131ZM139 143H140V142H139ZM146 143H148V142H146ZM146 143H145V144H146ZM155 143H156V141H155ZM158 143H159V142H158ZM161 143H163V142H161ZM177 143H178V142H177ZM181 143H183V142L181 141ZM197 143L199 144V143H201V142H197ZM225 143H226V142H225ZM231 143H233V141H232ZM44 144H45V143H44ZM67 144H68V143H67ZM96 144H97V143H96ZM96 144L94 145L95 147H96ZM100 144H102V143H100ZM107 144H108V147L110 148L109 143H107ZM118 144H117V145H118ZM120 144H121V143H120ZM137 144H138V143H137ZM137 144H136V146H137ZM163 144H164V143H163ZM185 144H187V143H185ZM210 144H211V143H209V145H210ZM216 144H217V143H216ZM226 144H229V143H226ZM255 144H256V143H255ZM13 145H14V144H13ZM18 145H19V144H18ZM28 145H29V144H28ZM36 145H37V144H36ZM46 145H47V144H46ZM48 145H49V144H48ZM68 145H70V142H69ZM71 145H72V144H71ZM91 145H90V146H91ZM104 145H105V144H104ZM117 145H116V146H117ZM122 145H123V143H122ZM125 145H126V148H127L128 145H127L126 143H124V146H125ZM134 145H135V144H134ZM143 145H144V144H143ZM146 145H147V144H146ZM157 145H159V144H157ZM160 145H161V144H160ZM165 145H166V142H165ZM200 145H201V144H200ZM204 145H206V144H203L202 146H204ZM230 145H231V144H230ZM258 145H259V144H258ZM14 146H16V144H15ZM20 146H21V145H19V147H20ZM30 146H31L30 149H32V148H33V147H32L33 145H30ZM49 146H50V145H49ZM55 146L57 147V145H55ZM60 146H61V145H60ZM79 146H80V145H79ZM106 146H107V145H106ZM106 146H105V147H106ZM131 146H132V144H131ZM139 146H140V145H139ZM139 146H138V147H139ZM148 146H149V144H148ZM161 146H163V145H161ZM169 146H170V145H169ZM178 146H179V144H178ZM178 146H177V147H178ZM180 146H181V144H180ZM194 146H195V145H194ZM212 146H213V145H212ZM212 146H209V147L211 148ZM214 146H215V145H214ZM235 146H236V145H235ZM235 146H234V147H235ZM261 146H262V144H261ZM261 146H259V147H261ZM17 147H18V146H17ZM17 147H16V148H17ZM44 147H45V146H44ZM50 147H51V146H50ZM111 147H112V146H111ZM113 147H115V145H113ZM118 147H119V145H118ZM120 147H121V146H120ZM138 147H136V149H137ZM154 147H155V146H154ZM164 147H165V146H164ZM170 147H171V146H170ZM175 147H176V146H175ZM177 147H176V148H177ZM196 147H197V146H196ZM217 147H218V146H217ZM237 147H238V146H237ZM252 147H255V146H252ZM22 148H23V147H22ZM22 148H21V149H22ZM26 148H27V147H26ZM28 148H29V147H28ZM70 148H71V147H70ZM74 148H75V147H74ZM141 148H142V147H141ZM150 148H151V147H150ZM158 148H159V147H158ZM158 148H157V149H158ZM167 148H168V147H167ZM176 148H175V149H176ZM182 148H183V147H182ZM182 148H181V149H182ZM192 148H194V147L192 146ZM205 148H208L207 145L205 146ZM205 148L203 147L204 150H205ZM210 148H209V149H210ZM212 148H213V147H212ZM257 148H258V146H257ZM261 148H262V147H261ZM23 149H25V148H23ZM68 149H69V148H68ZM100 149H101V151L103 150L102 148H100ZM110 149H111V148H110ZM124 149H125V148H124ZM145 149H147V147H146ZM145 149H144V150H145ZM148 149H149V148H148ZM175 149H174V150H175ZM189 149H191V148H189ZM189 149H188V150H189ZM195 149H196V148H195ZM197 149H198V148H197ZM203 149L200 148V150H203ZM209 149H208V150H209ZM241 149H242V148H241ZM247 149H248V148H247ZM252 149H253V148H252ZM16 150H18V149H16ZM62 150H63V149H62ZM65 150H67V149H65ZM74 150H75V149H74ZM81 150H82V149H81ZM94 150H96V148H95ZM106 150H108L107 152H110L108 148H107ZM115 150H117V149L115 148ZM119 150H120V149H119ZM119 150H117V151H119ZM121 150H122V149H121ZM121 150H120V151H121ZM127 150H128V148H127ZM129 150H130V149H129ZM154 150H155V148H154ZM158 150H159V149H158ZM179 150H180V149H179ZM179 150H178V151H179ZM185 150H186V149H185ZM211 150H212V149H211ZM218 150H219V149H218ZM226 150H227V149H226ZM230 150H231V149H230ZM256 150L258 151V149H256ZM260 150H261V149H260ZM41 151H42V150H41ZM75 151L78 152V149L75 150ZM79 151H80V150H79ZM96 151H97V150H96ZM113 151H114V150H113ZM117 151H116V152H117ZM120 151H119V152H120ZM134 151H135V150H134ZM146 151H147V150H146ZM146 151H145V153H146ZM159 151H160V150H159ZM164 151H165V150H164ZM180 151H181V150H180ZM190 151H191V150H190ZM192 151H193V150H192ZM205 151H206V150H205ZM227 151H229V150H227ZM4 152H5V151H4ZM10 152H11V151H10ZM13 152H14V150H13ZM21 152H22V151H21ZM34 152H35V151H34ZM46 152H47V151H46ZM57 152H58V151H57ZM67 152H68V151H67ZM84 152H85V151H84ZM105 152H106V151H105ZM157 152H158V151H157ZM182 152H183V150L181 151V153H182ZM187 152H189V151H187ZM201 152H203V151H201ZM208 152H209V151H208ZM208 152H207V153H208ZM213 152H214V154H215V150H214ZM230 152H231V151H230ZM261 152H262V151H261ZM263 152H264V151H263ZM6 153H7V152H6ZM19 153H20V152H19ZM50 153L52 154V151H51ZM54 153H55V151H54ZM54 153H53V154H54ZM70 153H71V152H70ZM70 153H68V154H70ZM74 153H75V152H74ZM78 153H79V152H78ZM114 153H115V152H114ZM124 153H126V151H125ZM130 153H131V152H130ZM133 153H134V152H133ZM154 153H156V152H154ZM161 153H163V150H162ZM195 153H196V152H195ZM256 153H257V152H256ZM259 153H260V151H259ZM4 154H5V153H4ZM8 154H9V153H8ZM26 154H27V153H26ZM26 154H25V155H26ZM53 154H52V155H53ZM61 154H62V153H61ZM61 154H60V155H61ZM66 154H67V153H66ZM66 154H65V155H66ZM71 154H73V153H71ZM75 154H76V153H75ZM79 154H81V153H79ZM84 154H85V153H84ZM117 154H118V153H117ZM150 154H152V153H150ZM167 154H168V153H167ZM167 154H166V155H167ZM189 154H192V157H191V158H193V156H194L193 153L191 152V153H189ZM200 154H201V153H199V155H200ZM204 154H205V153L203 152V155H204ZM231 154H232V153H231ZM236 154H237V153H236ZM246 154H247V153H246ZM52 155H51V156H52ZM55 155H56V154H54V157H56L58 154H57L56 156H55ZM60 155H59V156H60ZM62 155H63V154H62ZM76 155H77V154H76ZM126 155H128V154H126ZM153 155H154V154H153ZM155 155H156V154H155ZM155 155H154V157H156L158 154H157L156 156H155ZM162 155H165V154H162ZM166 155H165V156H166ZM170 155H171V154H170ZM199 155H198V156H199ZM203 155H202V156H203ZM207 155H208V154H207ZM207 155H206V156H207ZM210 155H212V153H211ZM222 155L224 156V154H222ZM1 156H2V155H1ZM63 156H64V155H63ZM77 156H78V155H77ZM137 156H138V155H137ZM143 156H144V155H143ZM165 156H164V157H165ZM180 156H181V155H179V157H180ZM184 156H185V155H184ZM189 156H190V155H189ZM206 156H205V157H206ZM216 156H217V155H216ZM226 156H227V155H226ZM231 156H232V155H231ZM3 157H4V155H3ZM8 157H9V156H8ZM10 157H11V155H10ZM14 157H15V156H14ZM24 157H26V156H24ZM52 157H53V156H52ZM159 157H161V155H159ZM166 157H167V156H166ZM186 157H187V156H186ZM220 157H221V156H220ZM258 157H259V156H258ZM6 158H7V157H6ZM49 158H50V157H48V159H49ZM56 158H58V156H57ZM64 158H65V157H64ZM82 158H83V157H82ZM134 158H135V156H134ZM138 158H140V157H138ZM146 158H147V156H146ZM162 158H163V157H162ZM195 158H196V157H195ZM198 158H199V157H198ZM215 158H216V157H215ZM221 158H222V157H221ZM234 158H235V157H234ZM259 158H260V157H259ZM7 159L9 160V159H11V158H7ZM15 159H16V157H15ZM15 159H14V160H15ZM18 159H19V158H17V160H18ZM26 159H27V158H26ZM26 159H25L24 161H28V160H29V158H28V160H26ZM31 159H32V158H31ZM43 159H44V158H43ZM72 159H73V158H72ZM79 159H80V158H79ZM83 159H84V158H83ZM141 159H142V157H141ZM159 159H161V158H159ZM171 159H172V158H171ZM171 159L169 158V159H167V160H171ZM178 159H179V158H178ZM186 159H187V158H186ZM203 159H204V158H202V160H203ZM212 159H213V158H212ZM218 159H219V158H218ZM229 159H231V158H229ZM232 159H233V156H232ZM235 159H236V158H235ZM238 159H239V158H238ZM244 159H246V158H244ZM249 159H250V158H249ZM249 159H248V160H249ZM12 160H13V159H12ZM12 160H11V161H12ZM41 160H42V159H40V161H41ZM50 160H51V159H50ZM53 160H54V159H53ZM80 160H81V159H80ZM143 160H145V159H143ZM155 160H156V159H155ZM155 160H154V161H155ZM189 160H190V159H189ZM192 160H193V159H192ZM194 160H195V159H194ZM204 160H205V159H204ZM206 160H207V158H206ZM223 160H224V159H223ZM1 161H2V159H1ZM5 161H6V160H5ZM9 161H10V160H9ZM20 161H21V160H20ZM20 161H19V162H20ZM35 161H36V160H35ZM68 161H69L68 163H70V159H69ZM132 161H133V160H132ZM147 161H148V160H147ZM149 161H151V160H149ZM164 161H165V158H164ZM178 161L180 162V160H178ZM197 161H198V159H197ZM224 161H225V160H224ZM226 161H227V160H226ZM246 161H247V160H246ZM255 161H256V160H255ZM260 161H261V160H260ZM7 162H8V161H7ZM7 162H6V164H8ZM28 162H30V161H28ZM32 162H33V161H32ZM37 162H38V160H37ZM37 162H36V163H37ZM47 162H48V160H47ZM74 162H75V161H74ZM76 162H77V161H76ZM137 162H138V163H137ZM137 162H136V163H137L138 165L141 164V163L139 164V160H138ZM140 162H141V160H140ZM143 162H144V161H143ZM156 162H157V161H156ZM161 162H162V161H161ZM161 162H160V163H161ZM166 162H167V161H166ZM192 162H194V161H192ZM192 162H191V163H192ZM206 162H207V161H206ZM237 162H238V161H237ZM248 162H249V161H248ZM248 162H245V163H248ZM257 162H258V161H257ZM12 163H13V162H12ZM12 163H11V164H12ZM20 163H21V162H20ZM20 163H18V164L20 165ZM33 163H34V162H33ZM43 163H44V162H43ZM45 163H46V160H45ZM49 163H50V162H49ZM59 163L61 164V162H59ZM71 163H72V162H71ZM80 163H81V162H80ZM82 163H83V162H82ZM145 163H146V161H145ZM151 163H152V162H151ZM184 163H185V162H184ZM194 163H195V162H194ZM197 163H198V162H197ZM214 163H215V162H214ZM242 163H243V162H242ZM250 163H252V161H251ZM0 164H1V163H0ZM53 164H54V163H53ZM57 164H58V163H57ZM66 164H67V163H66ZM157 164H159V163L157 162ZM166 164H167V163H166ZM170 164H171V163H170ZM202 164H203V163H202ZM202 164H201V165H202ZM204 164H206V163H204ZM211 164H212V163H211ZM256 164H257V163H256ZM1 165H2V164H1ZM22 165H23V163H22ZM28 165H29V164H28ZM50 165H52V164H49V166H50ZM55 165H56V164H55ZM70 165H71V164H70ZM81 165H82V164H81ZM143 165H144V164H143ZM143 165H142V166H143ZM145 165H146V164H145ZM172 165H173V164H172ZM193 165H194V164H193ZM212 165H213V164H212ZM244 165H245V164H244ZM249 165H250V164H249ZM254 165H255V164H254ZM258 165H259V164H258ZM258 165H256V166H258ZM9 166H10V165H9ZM12 166H14V165H12ZM12 166H11V167H12ZM15 166H16V165H15ZM61 166L63 167V165H61ZM67 166H68V165H67ZM83 166H85V165L83 164ZM94 166H95V165H94ZM167 166H168V165H167ZM188 166H189V165H188ZM259 166H260V165H259ZM11 167H9V168H11ZM16 167H18V166H16ZM30 167H31V166H30ZM40 167H41V166H40ZM40 167H38V168H40ZM43 167H44V166H43ZM65 167H66V165H65ZM68 167H70V169H71V166H68ZM72 167H73V166H72ZM75 167H76V166H75ZM77 167H78V166H77ZM170 167H171V166H170ZM173 167H174V166H173ZM175 167H177V166H175ZM202 167H203V165H202ZM205 167H206V166H205ZM239 167H240V166H239ZM250 167H251V166H250ZM13 168H14V167H13ZM13 168H12V169H13ZM18 168H19V167H18ZM21 168H22V167H21ZM21 168H20V170H21ZM36 168H37V167H36ZM52 168H53V167H52ZM80 168H81V167H80ZM82 168H83V167H82ZM91 168H92V166H91ZM180 168H181V167H180ZM186 168L188 169L187 166H186ZM211 168H212V167H211ZM213 168H214V167H213ZM216 168H217V167H216ZM253 168H254V167H253ZM4 169H5V168H3L2 170H4ZM7 169H8V168H7ZM31 169H32V168H31ZM42 169H46V168H42ZM50 169H51V168H50ZM53 169H54V168H53ZM56 169H58V167H57ZM63 169H64V168H63ZM65 169H66V168H65ZM73 169H74V168H72V170H73ZM84 169L87 170L86 167H84ZM95 169H96V168H95ZM183 169L185 170L184 167H183ZM190 169H192V167H191ZM193 169H194V168H193ZM193 169H192V170H193ZM207 169H208V168H207ZM219 169H220V168H219ZM229 169H230V168H229ZM237 169H238V168H237ZM251 169H252V167H251ZM13 170H14V169H13ZM16 170L18 171V169H16ZM20 170H19V171H20ZM32 170H33V169H32ZM37 170H38V169H37ZM40 170H41V169H40ZM54 170H55V169H54ZM82 170H83V169H82ZM82 170H81V171H82ZM86 170H84V171H86ZM88 170H89V169H88ZM88 170H87V171H88ZM90 170H91V169H90ZM242 170H243V169H242ZM242 170H241V171H242ZM6 171H7V170H6ZM6 171L4 170V172H6ZM22 171H23V170H22ZM25 171H27V169H25ZM38 171H39V170H38ZM67 171H68V170H67ZM77 171H78V170H77ZM81 171H79V173H80ZM116 171L119 172L120 170H119V171L116 170ZM185 171H187V170H185ZM190 171H191V170H190ZM218 171H219V170H217V172H218ZM256 171H257V170H256ZM1 172H3V171H1ZM8 172H10V171H8ZM13 172H15V171H13ZM32 172H34V171H32ZM35 172H36V171H35ZM35 172H34V173H35ZM40 172H41V171H40ZM42 172H43V171H42ZM47 172H48V171H47ZM52 172H55V171H52ZM56 172H57V171H56ZM62 172H63V171H62ZM187 172H189V171H187ZM195 172H196V171H195ZM197 172H198V171H197ZM17 173H18V172H17ZM22 173H23V172H22ZM24 173H26V172H24ZM68 173H69V172H68ZM71 173H72V172H71ZM79 173H77V174H79ZM87 173H88V172H87ZM193 173H194V172H193ZM235 173H236V172H235ZM254 173H255V172H254ZM256 173H257V172H256ZM258 173H259V172H258ZM7 174H8V173H7ZM15 174H16V173H15ZM26 174H27V173H26ZM39 174H40V173H39ZM51 174H52V173H51ZM51 174H48V173H47V176H50ZM88 174H89V173H88ZM102 174H103V173H102ZM105 174H107V173H105ZM111 174H112V173H111ZM114 174H115V173H114ZM186 174H188V173H186ZM196 174H197V173H196ZM198 174H199V172H198ZM236 174H237V173H236ZM238 174H239V173H238ZM13 175H14V174H13ZM33 175H34V174H33ZM52 175H54V174H52ZM55 175H56V174H55ZM58 175H59V174H57L56 176L58 177ZM62 175H63V174H62ZM67 175H69V174H67ZM75 175H76V173H75ZM82 175H83V174H82ZM86 175H87V174H86ZM89 175H90V174H89ZM97 175H98V174H97ZM97 175H96V176H97ZM146 175H147V174H146ZM146 175H145V176H146ZM151 175H153V174H151ZM190 175H191V173H190ZM193 175H194V174H193ZM206 175H207V174H206ZM206 175H205V176H206ZM216 175H217V174H216ZM218 175H219V174H218ZM255 175H256V174H255ZM255 175H254V176H255ZM9 176H11V175H9ZM20 176H21V175H20ZM24 176H25V174H24ZM26 176H27V175H26ZM26 176H25V177H26ZM28 176H29V175H28ZM45 176H46V175H45ZM60 176H61V174H60ZM73 176H74V174H73ZM73 176H72V177H73ZM76 176H77V175H76ZM79 176H80V175H79ZM83 176H84V175H83ZM110 176H111V175H110ZM116 176H117V174H116ZM118 176H119V173H118ZM156 176H157V175H156ZM156 176L153 175V177H155V178H156ZM198 176H199V175H198ZM198 176H196V178H197ZM201 176H203V175H201ZM205 176H204V177H205ZM32 177H33V176H32ZM51 177H54V176H51ZM51 177H50V178H51ZM68 177H69V176H68ZM70 177H71V175H70ZM100 177H101V176H100ZM114 177H115V175H114ZM151 177H152V176H151ZM153 177H152V180H153ZM159 177H161V176H159ZM194 177H195V176H194ZM207 177H209V176L207 175ZM211 177H212V176H211ZM29 178H30V177H29ZM33 178H34V177H33ZM33 178H32V179H33ZM55 178H56V177H55ZM59 178H60V177H59ZM63 178H64V177H63ZM65 178H66V176H65ZM80 178H81V177H80ZM86 178H87V177H86ZM95 178H96V177H95ZM104 178H106V177H104ZM104 178H101V179H104ZM107 178H110V177H107ZM162 178H165V177H161V179H162ZM190 178L192 179V177H190ZM199 178H201V177H199ZM205 178H206V177H205ZM240 178H241V177H240ZM256 178H257V177H256ZM263 178H264V176H263ZM11 179H12V178H11ZM13 179H14V178H13ZM36 179H37V178H36ZM44 179H45V178H44ZM47 179H48V178H47ZM83 179H84V178H83ZM97 179H98V178H97ZM112 179H113V178H112ZM147 179H149V177H148ZM166 179H167V182H168L169 179H168V178H166ZM212 179H213V178H212ZM245 179H246V178H245ZM245 179H244V180H245ZM254 179H255V178H254ZM254 179H252V180H254ZM39 180H40V178H39ZM67 180H69V179H67ZM113 180H114V179H113ZM150 180H151V179H150ZM150 180H149V181H150ZM158 180H159V179H158ZM158 180H157V181H158ZM164 180H165V179H164ZM220 180H222V179H220ZM233 180H234V179H233ZM256 180H258V179H256ZM259 180H260V179H259ZM259 180H258V181H259ZM261 180H262V179H261ZM16 181H17V180H16ZM30 181H31V180H30ZM90 181H91V179H90ZM102 181H103V180H102ZM146 181H147V180H146ZM157 181H155V182H157ZM208 181H210V180H208ZM211 181H212V180H211ZM28 182H29V181H28ZM57 182H58V181H57ZM97 182H98V180H97ZM106 182H107V180H106ZM111 182H112V181H111ZM116 182H117V181H116ZM116 182H112V183H116ZM133 182H134V181H133ZM230 182H231V181H230ZM248 182H249V181H248ZM251 182H252V181H251ZM260 182H262V181H260ZM29 183H30V182H29ZM67 183H68V182H67ZM141 183H142V182H141ZM147 183H148V182H147ZM168 183H169V182H168ZM202 183H203V181H202ZM253 183H254V182H253ZM50 184H51V182H50ZM50 184H49V185H50ZM78 184H79V183H78ZM98 184H99V183H97V185H98ZM101 184H102V183H101ZM151 184H152V183H151ZM153 184L155 185V183H153ZM200 184H201V183H200ZM204 184H205V183H204ZM208 184H209V183H208ZM248 184H249V183H248ZM9 185H10V184H9ZM11 185H12V184H11ZM55 185H56V183H55ZM55 185H54V187H56ZM57 185H58V184H57ZM91 185H92V184H91ZM106 185H108L109 187L111 186L110 183H109V184H106ZM126 185H127V184H126ZM154 185H153V187H155V186L157 187V184H156L155 186H154ZM169 185H171V184L169 183ZM216 185H217V183H216ZM218 185H219V184H218ZM218 185H217V186H218ZM234 185L236 186V184H234ZM238 185H239V184H238ZM24 186H26V185H24ZM80 186H81V185H80ZM87 186H88V185H86V187H87ZM95 186H96V185H95ZM101 186H102V185H101ZM101 186H100V189H102ZM103 186H104V185H103ZM135 186H136V185H135ZM159 186H161V185L159 184ZM162 186H163V185H162ZM166 186H168V184H166ZM177 186H178V185H177ZM180 186H181V185H180ZM182 186H183V185H182ZM229 186H230V185H229ZM241 186H242V184H241ZM48 187H49V186H48ZM60 187H61V186H60ZM141 187H142V186H141ZM150 187H151V186H150ZM175 187H176V186H175ZM39 188H40V187H39ZM62 188H63V187H62ZM65 188H66V187H65ZM91 188H92V187H91ZM98 188H99V187H98ZM123 188H124V187H122V189H123ZM128 188L130 189V187H128ZM128 188H125V189H128ZM134 188H135V187H134ZM136 188H137V187H136ZM163 188H164V186H163ZM176 188H177V187H176ZM179 188H180V187H179ZM183 188H184V186H183ZM187 188H188V187H187ZM242 188H243V187H242ZM253 188H254V187H253ZM1 189H2V188H1ZM25 189H26V187H25ZM25 189H24V190H25ZM51 189H52V188H51ZM55 189H56V188H55ZM74 189H75V188H74ZM92 189H93V188H92ZM96 189H97V188H96ZM106 189H107V188H106ZM106 189H105V190H106ZM108 189H109V188H108ZM168 189H170V187H169ZM168 189H167V190H168ZM188 189H190V188H188ZM213 189H214V188H213ZM236 189H237V188H236ZM246 189H247V188H246ZM2 190H3V189H2ZM2 190L0 191L1 193H2ZM27 190H28V189H27ZM56 190H57V189H56ZM79 190H80V189H79ZM88 190H89V188H88ZM88 190H86V191H88ZM94 190H95V188H94ZM105 190H104V191H105ZM110 190L113 191V192H115L114 189H113V190L110 189ZM120 190H121V189H120ZM120 190H118V191H120ZM131 190H132V187H131ZM131 190H130V191H131ZM135 190H136V189H135ZM135 190H134V191H135ZM139 190H140V189H139ZM139 190H138V191H139ZM141 190H142V189H141ZM173 190H176V189L174 188ZM249 190L251 191V189H249ZM59 191H60V190H59ZM74 191H75V190H74ZM90 191H91V190H90ZM107 191H108V190H107ZM111 191H108L109 194H110ZM124 191H126V190H123V192H124ZM130 191H129V193H130ZM144 191H145V190H144ZM151 191H152V190H151ZM156 191H157V190H156ZM176 191H177V194H178L179 189L177 188ZM176 191H175V192H176ZM180 191H181V190H180ZM184 191H186V190H184ZM261 191H262V190H261ZM21 192H22V191H21ZM51 192H52V191H51ZM75 192H76V191H75ZM77 192H78V190H77ZM83 192H84V191H83ZM83 192H82V194H85V193H83ZM93 192H94V191H93ZM101 192H102V190H101ZM116 192H117V191H116ZM141 192H142V191H141ZM141 192H140V193H141ZM152 192H153V191H152ZM235 192H236V191H234V193H235ZM252 192H253V191H252ZM32 193H33V191L31 192V194H32ZM48 193H49V192H48ZM103 193H104V192H103ZM103 193H102V195H103ZM105 193H106V192H105ZM111 193H112V192H111ZM131 193H133V191H131ZM157 193H158V192H157ZM169 193H170V192H169ZM172 193H173V192H172ZM211 193H212V192H211ZM2 194H4V193H2ZM2 194H0L1 197H2ZM21 194H22V193H21ZM39 194H40V192H39ZM54 194H55V193H54ZM75 194H76V193H75ZM80 194H81V192H80ZM89 194H90V193H89ZM93 194H94V193H93ZM96 194H97V192H96ZM114 194H115V193H114ZM117 194H119V193H116V197H117ZM121 194H122V193H121ZM135 194L137 195V192H135ZM138 194H139V193H138ZM181 194H182V193H181ZM249 194H250V193H249ZM42 195H43V194H42ZM52 195H53V194H52ZM52 195H51V196H52ZM94 195H95V194H94ZM102 195H101V196H102ZM106 195H107V194H106ZM111 195H112V194H111ZM125 195H127V194H125ZM144 195H145V194H143L142 196H144ZM160 195H163V194H161V192H160ZM245 195H246V194H245ZM4 196H5V195H4ZM33 196H34V195H33ZM73 196H76V197H73ZM73 196H72V197L74 198V201H76L77 199H79V200H77V201H79V202H80V199L82 200V199H83L82 197H84V196H82L81 198H80V197L77 198V195H73ZM78 196H80V195H78ZM87 196H88V195H87ZM97 196H99V195H97ZM97 196H95V197L97 198ZM107 196H108V195H107ZM119 196H120V195H119ZM121 196H122V195H121ZM121 196H120V197H121ZM137 196H138V195H137ZM140 196H141V195H140ZM147 196H148V194H147ZM156 196H158V195H156ZM193 196H194V195H193ZM195 196H196V195H195ZM198 196H199V195H198ZM252 196H253V195H252ZM263 196H264V195H263ZM7 197H8V195H7ZM10 197H12V196H10ZM21 197H22V195H21ZM35 197H36V196H34V197L31 196V199H32V198H35ZM54 197H55V195H54ZM54 197H53V200H54ZM56 197H57V196H56ZM90 197H91V196H90ZM92 197H93V196H92ZM92 197H91V198H92ZM95 197H94V198H95ZM116 197H115V198H116ZM160 197H161V196H160ZM170 197H172V195H170ZM175 197H176V196H175ZM188 197H189V196H188ZM191 197H192V196H190V199L193 198V197H192V198H191ZM199 197H200V196H199ZM248 197H249V196H248ZM17 198H18V197H17ZM50 198H51V197H50ZM73 198H72V199H73ZM75 198H76V199H75ZM85 198H86V195H85ZM91 198H90V199H91ZM99 198H100V197H99ZM102 198H103V197H102ZM102 198H101V199H102ZM129 198H131V197H129ZM143 198H145V197H142V198H139V199H142V200L144 201L145 199H143ZM146 198H148V197H146ZM202 198H203V196H202ZM1 199H2V198H1ZM3 199H4V198H3ZM25 199H26V198H25ZM55 199H56V198H55ZM70 199H71V197H70ZM72 199H71V200H72ZM101 199H100V201H101V202H100V206L102 205V204H101V203H102V200L104 201L105 198H103L102 200H101ZM106 199H107V197H106ZM106 199H105V200H106ZM108 199H109V198H108ZM108 199H107V200H108ZM121 199H123V196L121 197ZM131 199H132V198H131ZM165 199H166V198H165ZM165 199H164V200H165ZM186 199L188 200V198H186ZM203 199H204V198H203ZM260 199H261V198H260ZM4 200H5V199H4ZM20 200H21V199H20ZM22 200H24V199H22ZM32 200H33V199H32ZM41 200H43V199H41ZM67 200H68V199H67ZM71 200H70V201H71ZM95 200H97V199H95ZM157 200H158V199H157ZM157 200H156V201H157ZM194 200H198V199H194ZM200 200H201V202H202V199H200ZM218 200H219V199H218ZM249 200H250V199H249ZM0 201H1V200H0ZM7 201H8V199H7ZM43 201H44V200H43ZM47 201H48V200H47ZM72 201H73V200H72ZM97 201H98V200H97ZM123 201H128V199H127V200H123ZM132 201H133V200H132ZM143 201H142V202H143ZM208 201H209V200H208ZM219 201H220V200H219ZM222 201H223V200H222ZM254 201H255V200H254ZM49 202H50V201H49ZM54 202H55V201H54ZM59 202H60V201H59ZM68 202H69V201H68ZM85 202H86V201H85ZM109 202H112V201L110 200ZM118 202H119V199H118ZM120 202H121V201H120ZM120 202H119V203H120ZM145 202H146V201H145ZM145 202H144V203H145ZM159 202H160V201H159ZM162 202H163V200L161 201V203H162ZM220 202H221V201H220ZM223 202H224V201H223ZM223 202H222V204H223ZM262 202H263V201H262ZM1 203H4V201L1 202ZM5 203H7V202H5ZM27 203H29V202H27ZM33 203H34V202H33ZM35 203H36V200H35ZM37 203H38V202H37ZM44 203H45V202H44ZM55 203H56V202H55ZM65 203H66V202H65ZM70 203H71V202H70ZM119 203H118V204H119ZM124 203H126V202H124ZM130 203H131V202H130ZM130 203H129V205H130ZM132 203H133V202H132ZM140 203H141V201H140ZM144 203H143V205L145 206L146 204H144ZM156 203H158V202H156ZM161 203H160V205H161ZM165 203H166V202H165ZM176 203H177V202H176ZM205 203H208V202H205ZM211 203H212V202H211ZM215 203H216V202H215ZM227 203H229V202H227ZM7 204H8V203H7ZM22 204H23V203H22ZM31 204H32V203H31ZM31 204H30V205L28 204V205L31 206ZM40 204H41V203H40ZM40 204L38 203V205H40ZM76 204H77V203H76ZM79 204H80V203H79ZM86 204H87V203H86ZM86 204H84V205H86ZM97 204H98V202H97ZM111 204H112V203H111ZM122 204H123V202H122ZM126 204H127V203H126ZM133 204H134V203H133ZM133 204H132V205H133ZM147 204H148V203H147ZM182 204H183V203H182ZM187 204H188V203H187ZM222 204H221V205H222ZM254 204H255V203H254ZM262 204H263V203H262ZM15 205H16V204H15ZM15 205H14V208H15ZM23 205H24V204H23ZM32 205H33V204H32ZM34 205H35V204H34ZM38 205H37V206H38ZM62 205H63V204H62ZM67 205H68V204H67ZM77 205H78V204H77ZM81 205H83V204L81 203ZM81 205H80V206H81ZM98 205H99V204H98ZM98 205H97V206H98ZM104 205H105V204H104ZM127 205H128V204H127ZM223 205H225V203H224ZM3 206H4V205H3ZM3 206H2V207H3ZM6 206H7V205H6ZM6 206H5V207H6ZM9 206H10V205H9ZM37 206H36V208H37ZM54 206H55V205H54ZM111 206H112V205H111ZM144 206H143V207H144ZM149 206H150V205H149ZM149 206H148V207H149ZM158 206H159V205H158ZM176 206H177V205H176ZM207 206H208V205H206V207H207ZM230 206H231V204H230ZM2 207H0V208H2ZM11 207H12V206H11ZM16 207H18V206H16ZM22 207H24V206H22ZM25 207H27L26 204H25ZM33 207H34V206H33ZM38 207H39V206H38ZM41 207H43V205H42ZM48 207H50V206H48ZM63 207H64V206H62V208H63ZM78 207H79V206H78ZM146 207H147V205H146ZM148 207H147V208H148ZM150 207H151V206H150ZM184 207H185V205H184ZM226 207H227V206H226ZM253 207H254V206H253ZM29 208H31V207H29ZM39 208H40V207H39ZM87 208H88V207H87ZM89 208H91V206H89ZM93 208L96 209V206L93 207ZM102 208H103V207H102ZM102 208H101V210H103ZM147 208H146V210H147ZM261 208H262V207H261ZM9 209H10V208H9ZM23 209H24V208H23ZM23 209H22V210H23ZM41 209H42V208H41ZM45 209H46V208H45ZM55 209H56V208H55ZM55 209H54V211H55ZM78 209H79V208H78ZM82 209H83V208L81 207V210H82ZM141 209H142V208H141ZM143 209H144V208H143ZM154 209H155V208H154ZM189 209H190V208H189ZM2 210H3V209H2ZM10 210H11V209H10ZM18 210H21V207H20ZM24 210H25V209H24ZM32 210L34 211V208H33ZM38 210H40V209H38ZM104 210H105V208H104ZM151 210H153V209H151ZM231 210H232V209H231ZM3 211H4V210H3ZM35 211H36V210H35ZM41 211H43V209H42ZM45 211H46V210H45ZM45 211H44V212H45ZM50 211H51V209H50ZM64 211H67V209L64 210ZM68 211H69V210H68ZM84 211H87V210L84 209ZM84 211H83V212H84ZM117 211L119 212V210H116V212H117ZM156 211H157V210H156ZM234 211H235V210H234ZM234 211H233V212H234ZM258 211H259V210H258ZM260 211H261V210H260ZM263 211H264V210H263ZM6 212H7V211H6ZM11 212H12V211H11ZM14 212H15V211H13L12 213L14 214ZM19 212H20V211H19ZM28 212H29V211H28ZM60 212H61V211H60ZM76 212H77V211H76ZM89 212H90V211H89ZM89 212H84L83 214H85V213L90 214ZM96 212H97V211H94V214H95ZM116 212H115V213H116ZM122 212H123V211H122ZM122 212L119 213V214L122 215ZM146 212H147V211H146ZM17 213H18V212H17ZM17 213H15V214L18 215ZM22 213H23V211H22ZM26 213H27V211L25 212V214H26ZM29 213H31V212H29ZM29 213H28V214H29ZM53 213H54V212H53ZM64 213H65V212H64ZM66 213H67V212H66ZM68 213H69V212H68ZM124 213H125V212H124ZM166 213H167V212H166ZM166 213H165V214H166ZM204 213H205V210H204ZM235 213H236V212H235ZM7 214H8V213H7ZM36 214H38V213L36 212L35 215H36ZM43 214H44V213H43ZM60 214L63 215L62 213H60ZM70 214H71V213H70ZM73 214H74V213H73ZM76 214H77V213H76ZM76 214H75V215H76ZM88 214H87V215H88ZM128 214H129V213H128ZM146 214H147V213H145V215H146ZM236 214H237V213H236ZM9 215H10V214H9ZM30 215H31V214H30ZM50 215H51V214H50ZM71 215H72V214H71ZM71 215H70V216H71ZM87 215H86V216H87ZM90 215H91V214H90ZM113 215H115V214H113ZM116 215H117V214H116ZM121 215H120V216H121ZM123 215H124V214H123ZM123 215H122V217H123ZM125 215H126V214H125ZM136 215H137V214H136ZM152 215H153V214H152ZM182 215H183V214H182ZM245 215H246V214H245ZM257 215H258V214H257ZM13 216H14V215H13ZM20 216H23V215L20 214ZM28 216H29V215H28ZM31 216H33V215H31ZM39 216H40V215H39ZM39 216L37 215V217H39ZM47 216H48V215H47ZM63 216H64V215H63ZM68 216H69V215H68ZM76 216H78V215H76ZM100 216H101V215H100ZM138 216H139V215H137V216H135V217L137 218ZM141 216H142V214H141ZM141 216H140V217H141ZM208 216H209V215H208ZM221 216H222V215H221ZM253 216H254V215H253ZM11 217H12V216H11ZM26 217H27V216H26ZM37 217L35 216V218H37ZM41 217H42V215H41ZM41 217H40V218H41ZM60 217H62V216H60ZM72 217H73V216H72ZM94 217H95V216H94ZM96 217H98V216H96ZM111 217H112V215H111ZM116 217H118V216H116ZM116 217H115V221H116V219H117ZM127 217H128V216H127ZM183 217H184V216H183ZM16 218H19V217L16 216ZM22 218H23V217H22ZM22 218H20V219L22 220ZM31 218H32V217H31ZM51 218H52V217H51ZM51 218H50V219H51ZM57 218H58V216H57ZM67 218H69V217H67ZM67 218H66V220H67ZM92 218H93V217H92ZM98 218H99V217H98ZM98 218H96V219H98ZM105 218H107V217H104V219H105ZM130 218H131V217H130ZM229 218H230V216H229ZM229 218H227V219H229ZM0 219H1V218H0ZM28 219H29V218H28ZM28 219H27V220H28ZM38 219H39V218H38ZM73 219H74V218H73ZM79 219H80V218H79ZM82 219H83V218H82ZM84 219H85V218H84ZM84 219H83V221H84ZM93 219H94V218H93ZM99 219H101V218H99ZM104 219H103V220H104ZM107 219H109V218H107ZM107 219H106V221H107ZM110 219H111V218H110ZM113 219H114V218H113ZM113 219H112V220H113ZM138 219H139V218H138ZM138 219H137V220H138ZM184 219H185V218H184ZM41 220H42V219H41ZM43 220H44V219H43ZM48 220H49V218H48ZM62 220H63V222H64V218H63ZM62 220H61V221H62ZM68 220H69V219H68ZM70 220H71V219H70ZM86 220H88V219H86ZM103 220H102V222H103ZM117 220H119V219H117ZM126 220H127V219H126ZM128 220H129V219H128ZM131 220H132V219H131ZM134 220H135V219H134ZM151 220H152V219H151ZM151 220H150V221H151ZM187 220H188V219H187ZM187 220H186V221H187ZM11 221H12V220H11ZM28 221H29V220H28ZM30 221H31V220H30ZM37 221H38V220H37ZM51 221H52V220H51ZM55 221H56V220H55ZM61 221H60V222H61ZM73 221H74V220H73ZM76 221H77V220H75V222H73V223L76 224ZM96 221H98V220H96ZM96 221H94L93 223H96ZM104 221H105V220H104ZM108 221H109V220H108ZM123 221H124V220H123ZM129 221H130V220H129ZM141 221H142V219H141ZM155 221H157V220H155ZM242 221H243V220H242ZM252 221H253V220H252ZM259 221H260V220H259ZM261 221H262V219H261ZM0 222H1V221H0ZM22 222H23V221H22ZM32 222H33V221H32ZM63 222H62V223H63ZM80 222H82V221L80 220ZM80 222H79V223H80ZM84 222H86V221H84ZM113 222H114V221H113ZM113 222H112V223H113ZM119 222H120V221H119ZM160 222H161V221H160ZM164 222H165V221H164ZM1 223H2V222H1ZM19 223L21 224V221H20ZM29 223H30V222H29ZM29 223L26 224V225H25L24 223H23V224H24L25 227H26V226L29 225ZM37 223H39V221H38ZM45 223H47V220L45 221ZM45 223H44V224H45ZM48 223H49V222H48ZM50 223H51V222H50ZM56 223H57V222H56ZM64 223H66V222H64ZM77 223H78V222H77ZM89 223H90V222H89ZM89 223H88V224H89ZM97 223H98V222H97ZM99 223H101V220H100ZM99 223H98V224H99ZM110 223H111V220H110ZM110 223H109V225H110ZM112 223H111V225H113ZM117 223H118V222L116 221V224H117ZM177 223H178V222H177ZM179 223H180V222H179ZM30 224H31V223H30ZM41 224H42V223H41ZM57 224H58V223H57ZM75 224H72V226L75 225ZM85 224H86V223H85ZM123 224H124V223H123ZM129 224H130V223H129ZM252 224H253V223H252ZM0 225H1V224H0ZM4 225H5V224H4ZM8 225H9V224H8ZM34 225H35V224H34ZM42 225H43V224H42ZM49 225H50V224H49ZM52 225H53V224H52ZM69 225H70V223L68 224V226H69ZM86 225H87V224H86ZM91 225H92V223H91ZM102 225H103V223H102ZM102 225H100V226H102ZM120 225H121V224H120ZM136 225H139V224H136ZM30 226H31V225H30ZM32 226H33V225H32ZM46 226L49 227L48 225H46ZM97 226H98V225H97ZM100 226H99V227H100ZM105 226L107 227V225H103V228H104ZM113 226H114V225H113ZM117 226H118V225H117ZM121 226H122V225H121ZM125 226H126V225H125ZM161 226H162V225H161ZM0 227H1V226H0ZM11 227H12V226H11ZM11 227H9V228H11ZM19 227H20V226H19ZM23 227H24V226H23ZM23 227H22V228H23ZM36 227H37V226H36ZM38 227H39V226H38ZM38 227H37V229H38ZM43 227H44V226H43ZM43 227H42V229H43ZM51 227H52V226H51ZM55 227H56V226H55ZM57 227H58V226H57ZM63 227H64V226H63ZM74 227H76V229H78V228H77V225L74 226ZM92 227H93V226H92ZM92 227L89 228L90 231H91V228H92ZM99 227H96V228H99ZM108 227H109V226H108ZM129 227H130V226H129ZM139 227H140V226H139ZM145 227H146V226H145ZM256 227H257V226H256ZM4 228H5V227H4ZM26 228H27V227H26ZM28 228L30 229V228H32V227H28ZM33 228H34V227H33ZM40 228H41V226H40ZM45 228H46V227H45ZM49 228H50V227H49ZM67 228H68V227H66L65 229H67ZM72 228H73V227H72ZM113 228H114V227H113ZM115 228H117V227H115ZM124 228H125V227H124ZM155 228H156V227H155ZM160 228H161V227H160ZM253 228H255V227H253ZM6 229H7V227H6ZM6 229H5V230H6ZM12 229H13V228H12ZM70 229H71V225H70ZM76 229L74 228L73 230H76ZM109 229H110V228H109ZM109 229H108V230H109ZM125 229H126V228H125ZM137 229H138V228H137ZM158 229H159V228H158ZM260 229H261V228H260ZM260 229H259V230H260ZM13 230H14V229H13ZM15 230H16V229H15ZM15 230H14V231H15ZM24 230H25V229H24ZM24 230H22V231H24ZM31 230H32V229H31ZM39 230H40V229H39ZM44 230H45V229H44ZM44 230H43V231H44ZM49 230H50V229H49ZM49 230H48V231H49ZM55 230H56V229H55ZM55 230H52V231H55ZM67 230H68V229H67ZM67 230H66V231H67ZM93 230H94V229H93ZM97 230H98V229H97ZM100 230H102V229H100ZM110 230H112V229H110ZM133 230H134V229H133ZM147 230H148V229H147ZM2 231H3V230H2ZM26 231H27V230H26ZM41 231H42V230H41ZM41 231H40V232H41ZM58 231L60 232L59 229H58ZM70 231H72V229H71ZM76 231H77V230H76ZM76 231H73V232H76ZM78 231H79V230H78ZM85 231H86V230H85ZM87 231H88V230H87ZM104 231H105V230H104ZM106 231H107V230H106ZM116 231H117V230H116ZM116 231H115V232H116ZM120 231H121V230H120ZM124 231H125V230H124ZM124 231H123V233L127 232V231H125V232H124ZM160 231H161V230H160ZM252 231H253V230H252ZM7 232H8V231H7ZM31 232H32V231H31ZM34 232H35V230H34ZM34 232H33V233H34ZM49 232H50V231H49ZM62 232H63V231H62ZM80 232H81V231H80ZM102 232H103V231H102ZM117 232H118V231H117ZM121 232H122V231H121ZM149 232H150V231H149ZM254 232H255V231H254ZM254 232H251V233L253 234ZM0 233H1V232H0ZM36 233H37V232H36ZM46 233H47V232H46ZM60 233H61V232H60ZM60 233H58V234H60ZM77 233L79 234V232H77ZM77 233H74V235L77 234ZM84 233H85V232H84ZM89 233H91V232H89ZM128 233H129V232H128ZM161 233H162V232H161ZM182 233H183V232H181V234H182ZM189 233H190V232H189ZM191 233H192V232H191ZM194 233H195V232H194ZM251 233H250V234H251ZM16 234H17V233H16ZM44 234H45V233H44ZM44 234H43V235H44ZM53 234H56V233H53ZM58 234H56V235H58ZM72 234H73V233H72ZM72 234H71V235H72ZM87 234H88V233H87ZM87 234H86V235H87ZM95 234H96V233H95ZM98 234H99V232H98ZM104 234H105V233H104ZM109 234H112V231H111V233L109 232ZM113 234H114V233H113ZM115 234H116V233H115ZM130 234L134 235L133 233H130ZM137 234H138V233H137ZM137 234H135V235H136L137 237H139V234H138V235H137ZM143 234H144V233H143ZM165 234H166V233H165ZM250 234H249V235H250ZM252 234H251V235H252ZM255 234H256V233H255ZM257 234H258V232H257ZM6 235H7V234H6ZM22 235H23V234H22ZM22 235H21V236H22ZM40 235H41V234H40ZM63 235H64V234H63ZM74 235H72V236H74ZM86 235H85V236H86ZM88 235H89V234H88ZM91 235H92V234H91ZM122 235H123V234H122ZM125 235H126V234H125ZM127 235H128V234H127ZM140 235H141V234H140ZM148 235H149V233H148ZM199 235H200V234H199ZM246 235H248V233H247ZM251 235H250L249 237H251ZM12 236H13V233H12ZM16 236H17V235H16ZM24 236H25V235H24ZM31 236H32V235H31ZM37 236H38V234L36 235V237H37ZM45 236H46V235H45ZM60 236H61V235H60ZM60 236H59V237H60ZM69 236H70V235H69ZM77 236H78V235H77ZM79 236H81V235H79ZM93 236H95V235H93ZM96 236H97V235H96ZM98 236H99V235H98ZM107 236H108V235H107ZM109 236H110V235H109ZM136 236H135V237L133 236V238H136ZM152 236H153V235H152ZM253 236H254V235H253ZM253 236H252V237H253ZM260 236H261V234H260ZM260 236H259V237H260ZM0 237H1V236H0ZM6 237H7V236H6ZM6 237H5V238H6ZM22 237H23V236H22ZM39 237H40V236H39ZM47 237L49 238V235H48ZM64 237H65V236H64ZM75 237H76V236H75ZM91 237H92V236H91ZM91 237H90V238H91ZM115 237H116V236H115ZM115 237L113 236V239H115ZM117 237H118V236H117ZM142 237L144 238V237H146V236H142ZM172 237H174V235H173ZM197 237H198V236H197ZM249 237H248V238H249ZM257 237H258V236H257ZM257 237H256V235H255V238H257ZM259 237H258V238H259ZM37 238H38V237H37ZM37 238H36V239H37ZM40 238H42V235H41ZM44 238H45V237H44ZM54 238H55V237H54ZM57 238H58V237H57ZM66 238H67V237H66ZM66 238H65V239H66ZM73 238H74V237H73ZM80 238H81V237H80ZM85 238H86V237H85ZM92 238H94V237H92ZM92 238H91V239H92ZM97 238H99V237H97ZM122 238H123L122 240L125 242V239H126V238H125V239H124V237H122ZM140 238H141V237H140ZM146 238H148V237H146ZM167 238H168V236H167ZM179 238H180V237H179ZM183 238H184V236H183ZM246 238H247V237H246ZM255 238H254V239H255ZM258 238H257V239H258ZM3 239H4V238H3ZM20 239H21V238H20ZM20 239H18V240H20ZM25 239H27V238H25ZM38 239H39V238H38ZM50 239H51V237H50ZM58 239H59V238H58ZM67 239H68V238H67ZM69 239H70V238H69ZM69 239H68V240H69ZM74 239H75V238H74ZM101 239H102V241H103V237H102V236L100 237V240H101ZM104 239H106V238H104ZM108 239H109V238H107V240H108ZM110 239H111V238H110ZM128 239H129V238H128ZM130 239H131V238H130ZM187 239H188V236H187ZM195 239H196V238H195ZM213 239H214V238H213ZM251 239H252V238H251ZM259 239H261V238H259ZM263 239H264V238H263ZM1 240H2V239H1ZM4 240H5V239H4ZM14 240H15V239H14ZM23 240H24V239H23ZM41 240H43V239H41ZM68 240H67V241H68ZM78 240H79V238H78ZM87 240H88V239H87ZM92 240H93V239H92ZM96 240H97V239H96ZM122 240H121V241H122ZM147 240H148V239H147ZM150 240H151V239H150ZM152 240H154V238H152ZM152 240H151V242L153 243ZM241 240H243V239H241ZM252 240H253V239H252ZM5 241H6V240H5ZM20 241H21V240H20ZM57 241H58V240H57ZM57 241H55V242H57ZM62 241H63V240H62ZM65 241H66V240H65ZM89 241H90V240H89ZM109 241H110V240H109ZM109 241H108V242H109ZM112 241L115 242V240H112ZM129 241H130V240H129ZM133 241H134V239H133ZM137 241H138V240H137ZM140 241H141V240H140ZM205 241L208 242L207 239H206ZM239 241H240V240H239ZM245 241H246V240H245ZM245 241H244V242H245ZM258 241H260V240H258ZM6 242H7V241H6ZM6 242L3 244L4 246H5ZM27 242H28V240H27ZM30 242H31V241H30ZM44 242H45V239H44ZM55 242H53V239H51V244H52V243L54 244ZM58 242H59V241H58ZM70 242H71V241H70ZM72 242H73V241H72ZM75 242H76V240H75ZM75 242H74V243H75ZM78 242H79V241H78ZM90 242H91V241H90ZM131 242H132V241H131ZM142 242H143V240H142ZM151 242H150V243H151ZM154 242H155V240H154ZM209 242H210V240H209ZM219 242H220V241H219ZM241 242H242V241H241ZM247 242H248V240L246 241V243H247ZM261 242H262V240H261ZM16 243H17V242H16ZM21 243H22V242H21ZM32 243H33V242H32ZM45 243H46V242H45ZM49 243H50V241H49ZM61 243H62V242H61ZM63 243H65V242H63ZM109 243H110V242H109ZM127 243H130V242H127ZM163 243H164V242H163ZM230 243H231V242H230ZM251 243H252V242H251ZM257 243H258V242H257ZM257 243H256V244H257ZM262 243H263V242H262ZM19 244H20V242H19ZM19 244H18V245H19ZM22 244H23V243H22ZM40 244H41V243H40ZM42 244H43V242H42ZM46 244H48V243H46ZM56 244H59V243H56ZM56 244H55V245H56ZM85 244H89V243L86 242ZM101 244H102V243H101ZM104 244H105V242H104ZM115 244H116V243H115ZM122 244H125V243H122ZM136 244H137V243H136ZM141 244H142V243H141ZM155 244H156V243H155ZM155 244L153 243V246H154ZM193 244H194V243H193ZM249 244H250V243H249ZM252 244H253V243H252ZM256 244H255V246H257ZM35 245H36V244H35ZM37 245H38V244H37ZM76 245H77V244H76ZM89 245H91V244H89ZM97 245H98V244H97ZM116 245H118V244H116ZM126 245H127V244H126ZM133 245H134V244H133ZM138 245H139V244H138ZM138 245H137V246H138ZM244 245H245V243H244ZM247 245H248V243H247ZM260 245H261V244H260ZM262 245H263V244H262ZM4 246H3V247H4ZM22 246H23V245H22ZM24 246H27V245H24ZM28 246L30 247V245H28ZM38 246H39V245H38ZM44 246H46V245H44ZM56 246H58V245H56ZM65 246H66V245H65ZM86 246H87V245H86ZM91 246H94V245H91ZM91 246H90V247H91ZM103 246H104V245H103ZM114 246H115V245H114ZM114 246H113V247H114ZM130 246H132V244H130ZM146 246H147V244H146ZM155 246H156V245H155ZM164 246H165V245H164ZM217 246H218V245H217ZM222 246H223V245H222ZM242 246H243V245H242ZM250 246L252 247V245H250ZM255 246H254V247H255ZM263 246H264V245H263ZM263 246H262V247H263ZM54 247H55V246H54ZM95 247H96V246H94V248H95ZM100 247H101V246H99L98 248H100ZM108 247H109V246H108ZM127 247H128V246H127ZM142 247H143V245H142ZM142 247H141V249H142ZM151 247H152V246H151ZM151 247H150V249H151ZM162 247H163V246H162ZM162 247H161V249H164V250H166V249H170V248H166L167 246L165 247L166 249H165L164 247H163V248H162ZM169 247H170V246H169ZM260 247H261V246H260ZM262 247H261V248H262ZM19 248H20V247H19ZM30 248H31V247H30ZM41 248H44V247H41ZM48 248H49V247H48ZM62 248L65 249L64 247H62ZM62 248H61V249H62ZM77 248H78V247H77ZM94 248H92V249H94ZM124 248H126V247H124ZM129 248H130V247H128V249H129ZM139 248H140V246H139ZM146 248H149V247H145V249H146ZM154 248H155V247H153L152 249L154 250ZM175 248H176V247H175ZM198 248H199V247H198ZM243 248H244V247H243ZM252 248H253V247H252ZM261 248H259V249H261ZM1 249H2V247H0V250H1ZM33 249H36V248L33 247ZM51 249H52V248H51ZM59 249H60V248H59ZM69 249H70V248H69ZM100 249H102V248H100ZM103 249H104V248H103ZM103 249H102V250H103ZM114 249L116 250V248H114ZM122 249H123V248H122ZM133 249H134V248L132 247V250H133ZM141 249H140V250H141ZM202 249H204V248H202ZM226 249H227V248H226ZM55 250H56V249H55ZM67 250H68V249H67ZM81 250H82V249H81ZM87 250H88V249H87ZM87 250H86V252H87V255H88V254L91 252V249H90V251H89V250L87 251ZM95 250H96V249H95ZM104 250H105V249H104ZM115 250H114V251H115ZM130 250H131V249H130ZM132 250H131V251H132ZM138 250H139V249H138ZM146 250H147V249H146ZM155 250H156V249H155ZM176 250H178V249H176ZM176 250H175V251H176ZM255 250H256V249H255ZM261 250H262V249H261ZM21 251H22V250H21ZM28 251H29V250H27V252H28ZM44 251H45V250H44ZM50 251H51V250H50ZM52 251H54V250L52 249ZM56 251H57V250H56ZM56 251H55V253H56ZM62 251H63V250H62ZM72 251H73V250H72ZM72 251H71V252H72ZM114 251H113V252H114ZM119 251H121V250H119ZM122 251H123V250H122ZM122 251H121V252H122ZM133 251L136 252L135 250H133ZM147 251H149V250H147ZM156 251H157V250H156ZM168 251H169V250H168ZM168 251H166V252H168ZM197 251H198V250H197ZM203 251H204V250H202V252H203ZM259 251H260V250H259ZM262 251H263V250H262ZM27 252H26V254H27ZM30 252H32V251H30ZM30 252H29V253H30ZM38 252H39V251H38ZM47 252H48V251H47ZM58 252H59V250H58ZM58 252H57V255H56L57 257H58ZM65 252H66V251H65ZM76 252H77V251H76ZM82 252H83V251H82ZM88 252H89V253H88ZM107 252H110V251L108 250ZM107 252H106V253H107ZM145 252H146V251H145ZM145 252H143V251L141 250V253L145 254ZM149 252H150V251H149ZM161 252H162V250H161ZM194 252H195V251H194ZM194 252L192 251V252H191V255H189V256L192 257V253L195 254ZM202 252H201V253H202ZM238 252H239V251H237L236 253H238ZM32 253H33V252H32ZM66 253H67V252H66ZM66 253H65V254H66ZM93 253H94V252H93ZM93 253H92V254H93ZM97 253H98V252H97ZM100 253H101V252H100ZM104 253H105V252H104ZM111 253H112V252H111ZM111 253H109V255H112V254H113V253H112V254H111ZM131 253H132V252H131ZM153 253H154V252H153ZM174 253L179 255L180 251H179V253H178V251H176V252H174ZM197 253H198V252H196V254H197ZM2 254H3V253H2ZM26 254H25V255H26ZM50 254H52V253H50ZM50 254H48L47 256H49ZM53 254H54V253H53ZM60 254H61V252H60ZM68 254H70V253H68ZM72 254H73V253H72ZM74 254H75V253H74ZM116 254H117V253H116ZM124 254H125V253H124ZM134 254H135V253H134ZM150 254H152V253H150ZM155 254H156V252H155ZM159 254H160V253H159ZM164 254H165V253H163V255H164ZM169 254H170V253H169ZM175 254H174V255H175ZM196 254H195V256L197 257ZM262 254H263V252H262ZM0 255H1V254H0ZM28 255H29V254H27L26 256H28ZM42 255H43V254H42ZM82 255L84 256V253H82ZM85 255H86V254H85ZM94 255H96V257L99 256V255L101 256V254H99V255L94 254ZM102 255H103V254H102ZM106 255H107V254H106ZM114 255H115V254H114ZM114 255H113V257H114ZM148 255H149V254H148ZM163 255H161V256H163ZM170 255H171V254H170ZM174 255H173V256H174ZM199 255H200V254H199ZM199 255H198V257H199ZM203 255H204V253L202 254V256H203ZM26 256H25V257H26ZM33 256H34V254H33ZM45 256H46V252H45ZM50 256H53V255H50ZM62 256H63V255H62ZM69 256H70V255H69ZM74 256H76V255H74ZM74 256H73V257H74ZM90 256H91V255H90ZM118 256H121V254L118 255ZM122 256H123V255H122ZM140 256H141V255H140ZM146 256H147V255H146ZM146 256H145V257H146ZM153 256H155V255L153 254ZM157 256H158V255H157ZM159 256H160V255H159ZM161 256H160V257H161ZM166 256H167V255H166ZM166 256H165V259H167ZM182 256H183V255H182ZM263 256H264V255H263ZM23 257H24V256H23ZM30 257H31V256H30ZM67 257H68V255H67ZM103 257H104V256H103ZM111 257H112V256H111ZM111 257H108V258H110V260H111ZM115 257H116V256H115ZM124 257H125V256H124ZM137 257H138V256H137ZM145 257H144V258H145ZM148 257H149V256H148ZM176 257H178V256L176 255ZM203 257H204V256H203ZM205 257L208 259L207 256H205ZM209 257H210V256H209ZM239 257H240V256H239ZM0 258H1V257H0ZM53 258H54V256H53ZM55 258H56V257H55ZM64 258H65V257H64ZM68 258H71V256L68 257ZM80 258H81V257H80ZM84 258H85V257H84ZM94 258H95V257H94ZM94 258H93V260H94ZM98 258H100V257H98ZM126 258H127V257H126ZM126 258H125L124 260H126ZM134 258H135V257H134ZM134 258H132V260H133ZM140 258H141V257H139V259H140ZM146 258H147V257H146ZM146 258H145V259H146ZM149 258H150V257H149ZM179 258H180V255H179ZM181 258H182V257H181ZM183 258H184V257H183ZM185 258L187 259V257H185ZM200 258H201V257H200ZM200 258H199V259H200ZM211 258H212V257H211ZM243 258H245V257H243ZM4 259H5V258H4ZM46 259H47V258H46ZM49 259L51 260V258H49ZM49 259H47V260H49ZM82 259H83V258H82ZM88 259H89V258H88ZM103 259H105V257H104ZM139 259H138V260H139ZM171 259H172V257H171ZM174 259H175V258H174ZM176 259H177V258H176ZM188 259H189V257H188ZM194 259H195V258H194ZM199 259H198V260H199ZM201 259H203V258H201ZM212 259H213V258H212ZM218 259H220L219 256H218ZM224 259H225V258H224ZM44 260H45V259H44ZM50 260H49V261H50ZM56 260H57V259H56ZM56 260L54 259V261H56ZM61 260H62V259H61ZM113 260H115V259L113 258ZM129 260H130V259H128L127 261H129ZM138 260H137V261H138ZM142 260H144V259H142ZM179 260H181V259H179ZM179 260H178V261H179ZM191 260H192V259H191ZM196 260H197V259H196ZM196 260H195V261H196ZM208 260H209V259H208ZM225 260H226V259H225ZM229 260H230V259H229ZM263 260H264V259H263ZM7 261H8V260H7ZM25 261H26V260H25ZM35 261H36V260H35ZM51 261H53V260H51ZM54 261H53V262H54ZM68 261H69V259L67 260V262H68ZM70 261H71V260H70ZM72 261H73V260H72ZM75 261H76V260H75ZM75 261H74V262H75ZM78 261H80V260L78 259ZM98 261H99V260H98ZM107 261H108V260H107ZM130 261H131V260H130ZM130 261H129V262H130ZM134 261H135V259H134ZM145 261H146V260H144V262H145ZM162 261L165 262L164 258H163ZM168 261H169V260H168ZM168 261H167V262H168ZM171 261H172V260H171ZM184 261H185V259H184ZM186 261H189V260H186ZM192 261H193V260H192ZM195 261H194V263H195ZM199 261H200V260H199ZM215 261H216V260H215ZM233 261H234V260H233ZM4 262H6V260H5ZM12 262H13V261H12ZM27 262H29V261H27ZM74 262H73V263H74ZM76 262H77V261H76ZM87 262H88L89 264H91L90 261H87ZM95 262H96V260H95ZM105 262H106V261H105ZM116 262H117V261H116ZM118 262H119V260H118ZM138 262H139V261H138ZM144 262H143V263H144ZM151 262H152V261H151ZM167 262H165V263L167 264ZM172 262H174V261H172ZM176 262H177V261H176ZM216 262H217V261H216ZM222 262H223V261H222ZM235 262H236V261H235ZM259 262H260V261H259ZM31 263H32V262H31ZM33 263H34V262H33ZM36 263H37V262H35V264H36ZM48 263L50 264V263H52V262H48ZM57 263H58V262H57ZM88 263H87V264H88ZM101 263H102V262H101ZM106 263H107V262H106ZM127 263H128V262H127ZM136 263H137V262H136ZM141 263H142V261H141ZM143 263H142V264H143ZM145 263H146V262H145ZM145 263H144V264H145ZM149 263H150V262H149ZM177 263H178V262H177ZM194 263H193V264H194ZM201 263H203V262L201 261ZM208 263H210V262H208ZM214 263H215V262H214ZM214 263H212V264H214ZM9 264H10V263H9ZM11 264H12V263H11ZM46 264H47V263H46ZM52 264H53V263H52ZM54 264H55V262H54ZM59 264H60V263H59ZM82 264H83V262H82ZM85 264H86V263H85ZM99 264H100V263H99ZM108 264H110V261H109ZM116 264H117V263H116ZM122 264H123V263H122ZM131 264H133L132 261H131ZM155 264H156V263H155ZM179 264H181V263H179ZM182 264H185V263H182ZM187 264H189V263H187ZM191 264H192V262H191ZM196 264H199V263H196ZM203 264H206V262L203 263ZM224 264H225V263H224ZM231 264H232V262H231Z\"/></svg>","mask_w":264,"mask_h":264}]
</instances>
